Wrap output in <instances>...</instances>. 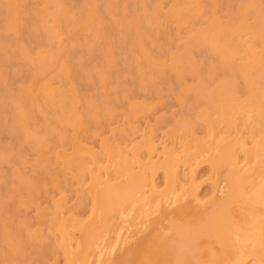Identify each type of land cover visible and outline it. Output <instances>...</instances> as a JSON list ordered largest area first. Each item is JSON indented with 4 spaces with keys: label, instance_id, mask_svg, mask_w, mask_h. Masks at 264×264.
<instances>
[{
    "label": "bare ground",
    "instance_id": "bare-ground-1",
    "mask_svg": "<svg viewBox=\"0 0 264 264\" xmlns=\"http://www.w3.org/2000/svg\"><path fill=\"white\" fill-rule=\"evenodd\" d=\"M11 1H13V0H11ZM33 1H35V0H33ZM44 1L47 4H49L50 7L52 8L53 11L51 12V14L54 16V20L51 21L52 25L48 24V26L50 25L52 27H48V26H46L47 24H45L41 20L42 19L41 18L40 19L41 22L44 23V27L42 26L43 23L41 25L43 27V29H44V31H42V32H40L38 30V29L41 28V26L38 29L36 28L37 29L36 31L35 30L34 31H30V29L27 30V28L32 26L27 20H29V14H30L29 10L31 9L32 5H34L33 4L34 2L31 3V0H14L13 1L14 3L12 2L15 5V8L17 10V12L12 13L13 16H14V14L19 13V16H17L19 18L18 19L16 18L17 21L18 22L22 21L24 23H26L25 21H27L28 25L30 24V26L27 27L26 29H24L27 26V25L25 26V24H24V28L20 29V28H22V26L20 28L17 27L18 24H19L18 23L17 26H15L14 28H10L11 30L14 29V31H13L14 34L10 33L13 36L10 37V39L6 40L3 44L1 43V45H0V46H5L4 48L8 52L7 55H6L7 57L11 56V58H13V59L18 57V59L21 61L19 56H23V58H24V56H28L29 54L31 55L32 52H36L38 50H43V49L48 50L46 48L47 47H52V44H54V46H56L55 44H57L58 47L55 48L53 46L55 49H57V48L59 49V47L63 46V45L60 46L62 44V42H61V44L59 43L60 44L59 45L57 40H54L56 42L53 43L52 40L55 37V33L59 32V34H60L62 31H67L69 26L71 25V23L73 24V22H78L76 20H79V19H76V20L72 19L71 20L70 19L71 16H68L69 13H68L67 10H69L70 7L68 8L67 6H69V0H44ZM70 1L71 2L72 1L73 2L74 1L78 2L79 0H70ZM185 1H187V2H185L186 5L183 3V5H185V7H186L185 9L182 8V10L184 9L183 13H185V10L186 11L187 10L191 11V10L194 9L196 11V14H194V15H197L196 18L199 16V19L197 21L199 23L195 22L197 20L196 18H194V20L195 19L196 20L193 21L192 20L193 17H190L191 14L189 15V12L187 11L188 13L186 12V14H184L182 16L181 20L179 21L180 30H178L179 29L178 28L177 29L178 32L181 31V27H182L185 30V34L184 35L185 36L187 35L188 37H190V36L193 35V29L195 30V26L197 24H201V23L208 24L207 28L205 30H203L202 27L199 28L200 30H203V40H201V41L199 40L198 42H196V44L192 48V54L190 55L191 52L189 53L190 57L186 56L188 53L184 54V55L177 53V55H175V52H172L173 49H174V45L181 38L177 39V37H176L173 40L172 37L170 36L168 30L159 31L161 33L157 32L158 30L155 31V32H154V30H152V32H150L149 28L142 27V25L140 23L141 19H140V17H138L139 24L141 26H137V25L136 26L138 28L139 27H142V28L140 30V34L139 35L137 34V30H136V35H138V39L136 40L137 42L135 41V39H136L135 37L136 36L134 37L135 38L134 40L133 39H131V40H133L132 42L135 41L136 44L139 46V49H141V51L144 53L143 57H140V56L137 55V53L135 51H132V50L128 49L130 47H128L129 45L126 42H127V40H129L131 38L130 36H132V35L127 36L125 39L122 37L123 39L120 40L118 36H120V35L124 36L123 35L124 32H123V34H121V32H120V35L118 34V36H116L118 38H114L113 36L115 35V33L113 35L112 30H111L112 27L110 28V24H109L111 22L108 21L109 20V19H107L108 17L104 16V19L106 18L109 23L105 22L106 19H105V21H99L98 24H100V25L103 24V25L100 26L99 28L95 26L97 28L96 29L97 32L95 31L96 33L95 32L94 33L96 35L99 34V37L101 35L102 38H104L105 40L106 39L110 40L111 37H113L115 39V41H111V43H109V41L107 40L108 41L107 43H109L108 44V48H107V57H108V59L106 58V55H105L106 53L104 51L103 52L105 54H103V53L100 54V55L103 54L102 56H105L104 57L105 59H103V60H105V62H106L105 66L102 65L103 62L100 63L103 66V67H100L101 65L99 66L101 68L100 70L101 71L105 70L104 72H106V71L109 72V70H111L110 72L113 73V74L111 73L113 75L111 82L109 81V84L107 83L108 86L107 87L104 86V83L107 82L106 80H105L106 82L100 80V78L103 77V75H104L103 72H100L99 75H98V72L93 71V69H91V70H89V72L93 71L92 73L94 75H90L89 77L86 75L87 76V78H86V76L84 74L86 73L87 69L85 67L92 68L91 65H94V64L97 65L99 61L97 62V60H95V62H97V63H93L94 59H92V58H94L93 56H95V55H93L94 53L92 54V58H91L90 56H87L88 54H87V52H85V50H84V52L86 53V55L83 52H82L83 54H81V53H79V51H76L75 44L74 45L69 44L68 48H67L68 50L64 48L67 51L65 53L66 54L65 58L64 59L61 58L62 57V55H61L60 58L63 59V60H58L56 62V68L53 67V68H55V72H54L55 76H56V78L59 81V86H58L57 89H55V90H57V92H56L57 93V97L56 98H58V100H59V106H58V112H55L56 116H55V114H47L48 116L46 114L45 115L49 118L50 115L51 116L54 115V117H57V115L59 114L58 115V117H59L58 119H60V121L57 120V122H61V124H63V125L64 124H70L72 126V128L70 127L69 129H71L72 132L70 133L71 135H69V134H67V132L71 131V130H68L66 133L64 132V134L61 135V133H60L61 130H60V131H58L60 133L59 135H58V133L56 134L55 132L53 134H51V135H54V137H55V134H56V136L58 135V137L56 139L53 137L54 140H56V142H57V151L55 152L54 157H53V155L51 157L56 159L55 161L57 162L56 164H58L59 168L57 170L55 169L56 170L55 172L52 171V172H54V176H52V178H51L50 186L52 187L51 189H54L57 192V194L60 195L59 197H61V199L58 202H56L57 199H55V202L53 204L55 206L56 212L58 213V214L57 213H55V214L58 216L59 213H60V217H59V219H58V217H56V219H55V216H54L55 220H53V218H52V221L50 219V221L53 222V223L50 224L52 227H48L49 230L47 229L48 230L47 232L50 231V228H53V231L56 234L54 235V232L53 233L51 231L50 232L54 235L52 237H56V235H57V237H58V239H56V240H58L57 241V246L62 249V251H63L62 255H64L63 257L65 258V262L66 261L68 262L67 264H77V263L83 264L84 261H86V260L88 261V256H91L95 260V264H100V262H99L100 259L99 258H100V256L102 257V255H101L100 248L98 249L99 245L96 243V241L98 239V236H100V235L97 234L96 228H94V226H93V222L94 221L92 222L91 220L83 219V215L86 213V211L88 209L87 206L90 203H91L90 205L92 206V210L91 211L96 212L97 210L101 209V211H103L102 213L105 214L106 212L107 213L109 212L108 211L109 209L111 210L110 212H113V211L115 212L118 206H119V208H121L122 207L121 203L124 200H127L125 205L127 204L126 205L127 206L126 209L128 211V213L126 211V215L125 216L129 215L130 213H133L134 215H133L132 218H134L135 222L133 220H132V222H134L136 224V226L146 225V226L150 227L149 233H147L144 237L139 238L137 236V234H135L133 236V239H132L133 241L131 242V246H132V244L137 243V248H136L135 252H133L134 259L135 258L137 260L142 259V261H143V259L144 260H146V259L148 260L149 258H151L152 255H150V257L148 258L149 251L151 250V249L149 250V248H152V250H155L156 252L160 251L159 252V254H160L159 256L161 257V256L164 255V252L168 248H170V246H174L177 243H179L178 246L181 245V247H183V248H185L187 250L188 249L189 250L190 249L193 250V249L196 248V251L198 253V254L197 253L196 254L198 255V258H197V256H195L192 253V251H189V252L192 253L194 255L193 257H196V259H200L201 262L203 261L202 260V256H203V259L210 260V261H213V262L215 261L214 262L215 264H248V262H250V261H254L252 264H264V118L261 119V117H260V115L264 114V12L263 13L261 12L262 15H259L258 14L259 12L257 13V10H258L257 9L256 10V14H258L259 16H257V15L255 16L254 15V8H255L256 5L253 7V5L255 4L254 3V4H251L249 7H247V9L249 8L248 9V13H247L245 11V7L246 6L243 5L245 3L244 2L242 5H239V8L236 9L237 11L235 12L234 17H232L229 14L230 12L227 13L224 10V8H222V7H224V6H222L223 5V1L222 0H185ZM225 1H227V0H224V2ZM234 1L235 0H233L232 2H234ZM239 1L240 0H238V2ZM0 2L4 3L3 0H1ZM98 2L100 4L101 1H99V0L97 1L96 0L95 1L96 4L93 3L94 6L97 5L95 7V9H97V7H98V4H97ZM113 2L115 3L114 0H113ZM134 2L136 3V1H133L132 4ZM145 2L146 1H144L143 3H145ZM162 2H163V0H162ZM227 2H225V3H227ZM242 2H243V0H242ZM83 3L85 4L86 2H84V0H83ZM102 3H101V5H102ZM150 3H152L151 6L154 7L152 0L150 1ZM154 3H155V1H154ZM163 3H160V5L163 4ZM173 3H174V1H173ZM249 3H251V0L249 1ZM259 3H260V1H259ZM36 4H38V3H36ZM84 4L81 3L80 5H83L82 7L84 8ZM124 4H126V3H124ZM246 4H248V3H246ZM78 5H79V2L77 4V6ZM138 5H136V6H138ZM141 5L142 4H140V6ZM145 5H147V4H145ZM258 5L260 7V4H258ZM36 6H38V5H36ZM70 6H71V4H70ZM115 6H116V4H115ZM121 6H120V4L118 6V7H120V10H119L120 12H121ZM132 6H130V7H132ZM155 6H156V4H155ZM229 6H230V4H229ZM74 7H75V5H74ZM74 7L72 6V8H74ZM91 7H93V6H91ZM107 7H105L106 10H107ZM126 7H127V5L124 6V8H126ZM142 7L144 8V6H142ZM157 7H158V5H157ZM175 7L176 6L174 5V10L176 9ZM177 7H179V6H177ZM231 7L233 8V6H231ZM231 7H230V10H231ZM234 7H236V6H234ZM262 7H264V6H262ZM2 8H4V7H2ZM38 8L40 9V6ZM38 8H37V10H39ZM103 8H104V6H102V9ZM109 8H108V10H109ZM127 8H129V7H127ZM141 8L139 7V9H141ZM145 8H149V7L145 6ZM145 8H144V11L146 10ZM162 8L164 10V6ZM225 8H227V6ZM85 9H87V8L85 7ZM126 9H125V11H126ZM178 9L179 8H177V10ZM180 9L178 11L177 10H175V11L180 13L181 12ZM261 9H263V8H261ZM35 10H36V8H35ZM87 10H86L87 13H85L83 21H81L82 20L81 19V20H79V22L77 24L81 25V26H84V28H87V30L91 31V29H93L94 27L91 28V25H90L91 22L90 21H91L92 15H94V13L92 14V11L90 13H88ZM99 10H101L100 9V5H99ZM113 10H115V9H113ZM134 10H135V8H134ZM149 10H150V8H149ZM234 10H235V8H234ZM259 10H260V8H259ZM32 11H34V10H32ZM81 11L83 12L85 10L81 9ZM123 11H124V9H123ZM136 11L138 12V8L137 7H136ZM42 12H39V13H42ZM69 12H72V11L70 10ZM82 12H81V14H82ZM93 12H95V11L93 10ZM103 12H104V9H103ZM117 12H118V9H117ZM137 12H134L133 14H135ZM143 12L141 13L139 11V13H141L142 16H143ZM163 12H161L162 16H163ZM250 12H252V13H250ZM2 13H3V11H2ZM2 13L0 12V14H2ZM126 13H127V11H126ZM148 13H149V15L151 14L150 12L147 11V13L145 12V15L148 14ZM32 14H34V12ZM71 14L75 15V13L74 14L70 13L69 15H71ZM78 14L80 15V12H78ZM106 14H109V13H106ZM111 14H112V12H111ZM111 14L109 16L112 17L113 14L112 15ZM181 14L182 13H180V15ZM125 15H123V16L126 17ZM130 15H132V13ZM177 15H179V14H177ZM180 15L177 16V18L180 17ZM7 16H9L8 13H7ZM41 16L43 17L44 15H41ZM155 16H159V14L158 15L156 14ZM9 17H11V16H9ZM12 17L10 19H13ZM37 18L38 17H36V20H37ZM119 18H122V16L121 17L119 16ZM133 18H135V17H133ZM225 18L226 19L227 18H231V19L228 20L227 23H226L225 22L226 21ZM31 19H32V17H30V20ZM46 19H47V17H46ZM49 19H51V18H49ZM113 19H115V18H113ZM138 19H137V21H138ZM165 19L166 18H164V20ZM123 20L125 21L126 19L124 18ZM3 21H5V19H3ZM143 21H146V19H144ZM8 22H9V20H8ZM12 22L13 21H11V23ZM33 22H34V18H33ZM35 22H34V24H35ZM148 22L146 21V23H147V25L149 27ZM14 23H16V22H14ZM133 23H135V22H133ZM151 23L154 24L153 22H151ZM161 23H163V21ZM232 23H234V24H232ZM21 24H23V23H21ZM36 24H37V22H36ZM40 24H38V26ZM142 24H143V22H142ZM227 24H228V26H227ZM112 25L113 24H111V26ZM117 25H119L118 26V28H119L120 27V23H117ZM175 25H176L175 27L178 26L177 24H175ZM4 26H6V24ZM9 26H10V24H9ZM97 26H99V25H97ZM170 26H171V24H170ZM121 27L124 28V24H123V26L121 25ZM155 27H157V26H155ZM155 27H154V29H155ZM70 28H71V26H70ZM77 28H79V27L77 26ZM162 28H164V27L162 26ZM196 28H197V26H196ZM0 29H1V27H0ZM79 29H78V32H79ZM119 29H117V30L120 31ZM40 30H42V29H40ZM123 30H125V29H123ZM9 32H12V31H9ZM9 32L6 31L5 33H9ZM65 33H67V32H65ZM65 33H64V35L67 36V34H65ZM70 33H72V32H70ZM73 33H75V32L73 31ZM80 33H81V30H80ZM80 33L77 34V32H76V36L77 35L80 36L81 35ZM82 33H83V30H82ZM89 33H87V34H89ZM94 33H91V34H94ZM117 33H119V32H117ZM126 34H128V33L126 32ZM126 34H125V36H126ZM69 35H71V34H69ZM134 35L135 34H133V36ZM78 36H77V38H79ZM87 36H89V35H87ZM95 36L93 35V37H95ZM133 36H132V38H133ZM245 36H247V38ZM5 37H6V35H5ZM56 37H57V35H56ZM93 37H91V38H93ZM244 37H245L246 40H244ZM89 38L87 37V39H89ZM0 39H2V37H0ZM67 39H68V37H67ZM85 39L86 38H84L82 40V39L79 38L80 42L81 41L84 42ZM117 39H119V40H117ZM76 40H78V39H76ZM188 40H189V38H188ZM99 41H100V38H99V40L97 42H99ZM92 42L90 41V43H92ZM132 42H131V44H132ZM66 43L68 44V42H66ZM95 43H96V41H95ZM67 44H66V46H67ZM82 45L83 44H80L81 47L79 46L81 49L83 47ZM132 45L135 46V44H132ZM181 45H182V43H181ZM87 46H89L88 48L93 47V45L91 46L90 44L87 45ZM96 47H95V49H97ZM131 47L133 48V46H131ZM177 47H178V45H177ZM104 48L105 47H103V49ZM182 48H184V47H182ZM182 48H180V51L182 50ZM49 49L51 50V48H49ZM64 49L62 47L61 48V52ZM86 49H87V47H86ZM50 50H48V51H50ZM74 50L76 52H78L79 54L83 55V56H81V57L79 56L80 58L79 57L76 58V54H75ZM0 51H1V49H0ZM53 51H54V49H53ZM93 51L95 52V50H93ZM175 51H177V50H175ZM180 51H178V52H180ZM38 52H40V51H38ZM38 52H36L37 55H38ZM100 52H101V50H100ZM181 52L183 53L184 50L181 51ZM3 53L6 54V51L5 52L3 51ZM57 53H54V54H57ZM91 53H92V51L90 52V54ZM8 54H10V55L8 56ZM36 54H34V56H36ZM58 54H61V53L59 52ZM63 54H64V52H63ZM100 55L98 54L99 58H101ZM174 55H175V57L173 58ZM34 56L32 55V57H34ZM1 57H3V55ZM88 57H90V58H88ZM23 58H22V62H23ZM34 58L31 59V63H29V64L33 63V61H34L33 59ZM53 59H54V57H53ZM53 59H52V61H53ZM106 59H107V61H106ZM0 60H2V59H0ZM3 61H0V62L5 64V62H3ZM28 61H30V60H28ZM16 62H18V61H16ZM34 62H36V61H34ZM38 62H39V58H38ZM48 62H50L49 59H48ZM2 63H0V66H1ZM9 63L12 64V62H9ZM23 63H22V65L24 66L25 63L24 64ZM153 63H159V64H163V65H165V63H167V64L170 63L169 64L170 66L171 65L173 66V65L177 64L179 66V69H180L179 70L180 74L177 73L179 75L178 76L179 77L178 80H179V82L181 84L180 86L182 87V84L185 83V81L187 79L191 83H194V85L197 84L198 89L200 88V86L203 87V99L200 100V101H204L205 100V103L203 105V108H204L203 110H201L202 107H201V109H199L198 106H197L199 111L195 108L196 107V104H195L196 102H194L195 107H193V105H192L193 103H192L191 104L192 106H190L188 108V111L190 113H192V114L186 115L184 113V111L182 110L184 114H182V115L180 114V116H177L176 120H175L176 117L174 118V116H176L175 113L179 112V111H175V109L172 108V109H174L172 111L173 112L175 111V113L171 114L172 113L171 112L170 115H172V116L174 115V116L171 118L172 120L171 119H168V120L169 121L170 120L171 121L175 120L174 122H172V124L176 123L174 129H175V131H178V133L179 132L180 133L177 136L176 143H174L175 141L172 143L171 140L175 138L174 135L177 132H175L173 130V132H175V134H174L169 129L166 130L164 128L165 129L164 131H167L166 134L168 133L167 136H168L169 139L167 137L166 138H167L169 143H167V144L165 143L166 141L164 139H166V138L163 136L164 133L161 132V133H163V135H162L163 136V141H165L164 142L165 145H163L161 147L162 148L161 153L158 152L160 149L158 150V148L156 146V142L159 140V137H160L158 133H159V131H162L161 129L163 128V126H166V123H169V121L166 120V121H168V122H166L162 118L161 119H156L158 121L155 120L156 121V122H154L155 124L152 122V124H154L153 127L152 126L150 128L148 127L149 130L148 131H143V132H142V126H141L142 124H140L141 128H138V129L141 130V133H140L141 134V141H140V139H138L139 141L137 142L135 140L134 143H136V144L141 143V144H139V146L142 145V147L145 148L144 150L147 153H146V155L142 154V157L145 156L144 158H142L140 156L141 154L139 155V154H137V151H135V147H137L138 145L133 144V141H134L133 138H136L135 137L136 135H134V137H133V134L137 130V127H136V129H135V126H134V128H130L129 124L131 122L128 121L129 124L128 123H124V124H128L127 128L129 127L128 129H133V130L135 129V131H133V130L130 131L128 129L126 130L124 128L122 129V127L119 126V123H118L117 129L113 128V130L115 132L113 133L112 132L113 130L111 131V134L112 133L114 134V136H112V139L110 137H106V136H109L110 134L109 135H105L104 132H103V129L105 128V126H107V127L110 126L111 119L114 120V118H116L117 121H118V114L119 113H121L122 115L125 114V111H124V113H122V111H123L122 103L126 102V103L130 104V101H132V99L134 98V95L137 96L135 92H137V91L141 92L140 85L142 83H143L142 85H144V80L145 79L147 80V84H148V89H149L150 95L154 94L156 96H159L160 92L157 93V91H160L161 88L159 89L158 86H160V84L164 85L166 83H169L168 80H169L170 76L167 78V77H165L167 75H164V74L155 75V74L151 73L152 72L151 68H152ZM7 64H8V62H7ZM8 66H7V68H8ZM23 66H21V67L23 68ZM25 66H27V69H28L27 63L25 64ZM32 66L38 68V66H34V65H32ZM32 66H30V67L32 68ZM54 66H55V64H54ZM94 66H93V68H94ZM155 66H156V64H155ZM14 67H16V66H14ZM30 67L28 69L29 71L28 72L26 71L27 73L31 72ZM174 67H172V68H174ZM177 67H175V68H177ZM1 68H5L4 65H3V67L1 66ZM7 68H5V69H7ZM18 68H20V64H19ZM84 68H85V70L83 71ZM23 69L25 70V67ZM18 70L19 69H17V71ZM36 70L37 69H35V71H33L34 72V73H32L33 76L34 75L36 76V74H37ZM153 70H154V68H153ZM155 70L157 71V69H155ZM14 71H13V73H14ZM21 71L22 70H20V73H21ZM39 71H41L42 74H43V71L45 72V70H43V69H40ZM48 71H49V69L47 70V73H48ZM159 71H161V69H159ZM159 71H157V72H159ZM167 71H166V73H169ZM52 72L53 71L50 72L51 75L54 74ZM161 72L165 73L164 71H161ZM181 72L183 73V75L181 74ZM5 73L6 72H4L3 74H5ZM8 73H11V72L9 71ZM45 73H44V76H45ZM88 73H86V74H88ZM175 73H176V71H175ZM32 74H30V76H32ZM10 76H12V75L8 74L6 79L9 80ZM30 76H29V79H30ZM33 76H32V78H33ZM47 76L48 77L45 76L44 77L45 80L42 81L44 83H45V81L47 82V83H45V85L49 84L48 83L49 75H47ZM55 76L52 77L54 79L53 81H52V78L50 77L51 78L50 80L53 83L57 82V81H55V80H57V79L54 78ZM12 77H17V76L13 75ZM38 77H40V75ZM18 78H20V77H18ZM27 78H28V76H26V79ZM46 78H47L48 81L46 80ZM62 78H65L64 79L65 81L61 80ZM26 79H24V80L22 79L21 80V78H20V80L23 83H24V81H27ZM170 79H171L170 80L171 82H170V86L169 87L172 89L171 86L173 85V82H172L173 78L170 77ZM4 80H5V78H4ZM8 80H6V82H5V84L8 86V90L7 91H9V90L13 91L14 87L19 86L18 84L21 83V82L17 83L16 79H15V82L17 83V85H15V84H13L12 82H10ZM38 80H39V78H38ZM30 81H32V79H30ZM30 81H29V83H31ZM66 81L70 85L71 88H69V89L66 88V87H68V86H66L67 85ZM188 81H187V83H189ZM42 82H39L38 84H35V86L39 85ZM35 83H37V82H35ZM0 85H1V82H0ZM20 85H23V84H20ZM25 85H23V86L25 87ZM123 85H126V86L127 85H129V86L131 85V90L130 91L128 90V92H125L126 90L124 91V89H123V91H117L119 89V87L123 88ZM173 86H174L173 88H175V85H173ZM184 86H185V84H184ZM189 86L191 87V85H189ZM189 86H188V88H189ZM195 86H193V88ZM209 86H212V88L210 89ZM32 87H34V86H32ZM98 87H99V90L97 89ZM138 87L140 88L139 90H137ZM39 88H40V90L39 91L36 90V91L40 92L42 90L41 86H38L37 89H39ZM94 88H95V91L92 93L91 91H93ZM166 88H167V86H166ZM6 89H7V87L5 89H3V90H6ZM53 89H54V87H53ZM126 89H128V88H126ZM146 89H142V92H144L143 90H146ZM185 89L187 90V88H185ZM207 89H209V90L213 89V91H208ZM48 90L49 89L47 88V91ZM147 90H146V92H147ZM164 90L165 89H163V91ZM168 90H165V91H168ZM180 90H182V88ZM26 91H27V89H26ZM47 91H45V92L47 93ZM177 91H179V89L175 90V92H177ZM13 92H17V90L13 91ZM20 92H22V94H20V96H19L18 93H20ZM20 92L18 90L17 95L19 97H21V98H17L16 97L17 98L16 99V98L12 97V98H14L13 100L16 99V102H17V100H19L20 102H24L25 103V104L23 103L24 106L26 105V103L27 104L29 103V104H31V106L34 105V107L36 105H38V104H41L40 103L41 101L36 104V102H38L37 100L40 99V98H38L40 96L36 95L37 94L36 92H35L36 94L32 95L31 97H30V94H32V93H30L29 91H27L28 94L30 93L28 95L29 97L26 96L27 94L25 92H24V94H23V91H20ZM42 92H43V90L41 91V93ZM50 92H52V91L49 90V93ZM88 92H91V96L89 94H87ZM171 92H173V94H172V97H173L174 96V91H171ZM171 92L168 93V94H171ZM0 93H1V91H0ZM9 93H10V91H9ZM41 93L39 95H43V96L45 95L46 96V94H43L44 92L42 94ZM164 93L167 94V92H164ZM182 93H184V92H182ZM2 94L0 96V102H3V103H5V105H7L9 103L7 101V99L9 98L8 93L4 92L5 95L3 94V96H2ZM168 94L166 95L167 98H168ZM186 94H187V92H186ZM186 94H184V95H186ZM189 94H191V92ZM108 95H111V96L114 95L116 97L115 101H110L109 102V100H111L110 99L111 96H108ZM175 95H176V93H175ZM181 95H183V94L180 93V96ZM145 96H146V94H145ZM178 96H179V94H178ZM178 96H176V97H178ZM47 97L48 96H46V98ZM181 97H183V96H181ZM191 97L193 98L192 94H191ZM90 98H92L93 100L90 99ZM158 98L160 99V96ZM189 98L190 97H188V99ZM141 99H146V98H144V97L142 98L141 97ZM151 99H152V96H151ZM151 99L149 98L150 103H152ZM170 99H173V98H170ZM179 99L181 100V104H182L184 99L182 98L183 101H182L181 98H179ZM42 100H43V98H42ZM49 100H52V99L50 98ZM88 100L89 101L92 100L94 102L92 103V101H91V102L88 103ZM134 100H135V98H134ZM154 100L155 99H153V101ZM156 100H158V99H156ZM173 100H171V101H173ZM175 100H177V99H175ZM44 101L45 102L47 101V103H48V100H44ZM167 101H169V100H167ZM134 102L136 103V101H134ZM140 102H137V103H140ZM144 102L145 101L143 100V103ZM179 102L176 101V103H179ZM3 103H2V105H3ZM14 103H15V101H14ZM18 103H16V105ZM52 103H53V101H52ZM52 103L50 102V104L53 106L54 103L53 104ZM157 103H159V102H157ZM168 103L171 104V102H168ZM23 104H21V105H23ZM56 104H58V102ZM56 104H55V107H56ZM132 104L133 103L131 102V106H132ZM154 104L153 105L150 104V105L153 107ZM170 104H168L169 105L168 107H170ZM184 104H182V106ZM187 104H189V103L187 102ZM198 104H199V102L197 103V105ZM5 105H4V107H6ZM9 105L11 106V104H9ZM13 105H15V104H13ZM19 105H20V103H19ZM135 105H137L136 108H138L139 105L138 104H135ZM52 106H49V109H51L50 107H52ZM204 106H206V107H204ZM25 107H23V109L25 108V111H26V109H28L27 105ZM38 107H40V106L38 105ZM152 107L150 108L151 111L148 110L149 113H151V112L153 113ZM177 107H178V105H177ZM187 107H185V108H187ZM1 108L2 107L0 106V110H1ZM132 108H130V110H132ZM156 108H157V106H156ZM156 108L154 110H156ZM165 108H167V106ZM6 109H5V111L8 112V109L7 110ZM251 109H254V111L257 110L258 112H260L262 114H260L259 116L257 115L256 118H254V121L251 120L252 123L248 125V124L244 123L245 122L244 120H245L246 116L248 117V113L250 112ZM30 110H31V108H30ZM38 110H40V108H38ZM124 110H126V107H125ZM133 110H136V109L133 108ZM10 111L13 112L14 111V107H13V110H12V107H11ZM16 111H17V108H16ZM33 111L37 112L36 107H35V110H33ZM188 111H187V113H188ZM257 111H256V114H258ZM1 112H0V114H1ZM7 112H5V113L8 114ZM11 112H9V114ZM19 112H17V114ZM29 112L33 116L31 111H29ZM158 112L159 111L156 110L155 113L158 114ZM168 112H170V111H168ZM13 113H12V115H13ZM51 113H53V112H51ZM133 113L134 112H132V114ZM144 113H147V110ZM165 113H166V111H165ZM19 114L21 116V113H19ZM34 114H38V113H34ZM121 114H119V116H121ZM129 114H131V111H130ZM135 114H136V111H135ZM42 115H44V113H42ZM68 115H70V116H68ZM145 115H147V114H145ZM150 115H147V116H150ZM193 115H195L194 118L197 117L199 119L198 122H202L203 123V126H201V128H197L196 129V127H199V125L197 124L198 125L197 126L194 123L192 124V121H193L192 118L193 117L191 118V120H192L191 121L189 116H193ZM251 115H249V116H251ZM127 116H128V114H127ZM131 116H133V115H131ZM161 116H162V114H161ZM123 117H125V116H123ZM123 117H121L122 119L119 117V121H121V123H122V121H124ZM138 117H139V115H138ZM142 117H144V119H145L144 115ZM152 117H153V115H152ZM164 117H166V116L164 115ZM5 118L7 120L8 117H5ZM14 118L16 120V117H14ZM36 118H37V115H36ZM48 118H47L46 122L49 121ZM133 118L135 119V115H134ZM167 118H169V117H167ZM11 119H13V118H11ZM26 119H27V116H26V118L24 117L23 120L26 121ZM109 120H110V122H108ZM150 120H152V118ZM238 120L240 122H242V123L237 122ZM55 121H56V118H55ZM125 121H127V120H125ZM131 121H132V118H131ZM195 121H196V119H195ZM42 122H43V120H42ZM133 122H135V120ZM138 122H139V120H138ZM143 122L146 123V119ZM15 123L16 122L14 121V124ZM139 123H141V121ZM202 123H200V124H202ZM18 124H20V123H18ZM50 124H51V121H50ZM147 124H149V123H147ZM35 125H36V123H35ZM52 125H53V123H52ZM56 125H59V124H56ZM115 125L113 127H115ZM130 125L133 126L135 124L131 123ZM170 125L171 124H169L167 126H170ZM43 126L44 125H42V127ZM145 126H147V125L145 124ZM171 126L174 127V124L171 125ZM15 127L17 129L18 126L16 125ZM28 127H30V125ZM35 127H37V125ZM60 127H61V125H60ZM60 127L58 129H60ZM53 128H54V126H53ZM110 128L112 129V125H111ZM202 128H203V131L201 130ZM16 129H14V130H16ZM24 129H26V128H24ZM110 130L108 129V131H110ZM0 131H2V130L0 129ZM21 131H22V129H21ZM47 131H50V130H47ZM52 131H53V129H52ZM52 131H50V132L52 133ZM127 131H129V132L127 133ZM137 132H136V134H137ZM217 132H222L221 134H223V135H218ZM4 133H6V131ZM9 134H11V133H9ZM31 135H33V133H31ZM35 135H37V134L35 133ZM35 135H33V136H35ZM11 137H14V138H11V139H14V140H17V141L19 140V142H20L19 145H21L22 141H20V140L23 139V138H21V136L19 134L16 133L13 136L11 135ZM25 137H27V136H25ZM256 137L258 138L259 141H261L260 142L261 145L259 146V148L253 149V148L249 147L250 149H247L246 151L243 152L241 149L246 147L248 139L250 140V139L256 138ZM0 138H2V136ZM3 138H4V136H3ZM3 138H2V141H4ZM35 138H37V136ZM138 138H140V136ZM161 138L159 140L160 143L162 142ZM27 139H28V137H27ZM27 139H26V141H27ZM31 140H28V141H31ZM34 140H36V139H34ZM41 140H43V139H40V141ZM92 140H97V143L99 142V146H97V144L94 146L95 143H93L94 141H92ZM252 140H254V139H252ZM6 141H7V138H6ZM17 141H14V143L17 142ZM44 141H46V140H43L41 142L43 143ZM49 141H51V140H49ZM91 141L93 143L92 145H91ZM46 142L44 144L41 143L40 146L43 145L44 148H45L46 147L45 145L48 144ZM158 142H157V144H159ZM52 143H53V141H52ZM17 144H18V142H17ZM28 144L27 145L24 144V145L28 146ZM38 144H40V142H38ZM248 144H249V142H248ZM6 145H7V143H6ZM8 145L10 146V144H8ZM12 145H14V144L12 143ZM48 145H50V144H48ZM31 146L32 145H29L28 147H30V149H34L35 148V146H33V148H31ZM96 146L98 147L99 150L94 148ZM252 146H253V144H252ZM37 147H39V146H36V149H37ZM48 147L50 148V146H48ZM17 148H18V145H17ZM25 148L26 147H24V149ZM40 149H41V147H40ZM47 149L48 148L46 147V150ZM137 149H140V148H137ZM0 150H2V149L0 148ZM21 150L24 151L23 147H19L17 153H20ZM2 151H4V150H2ZM25 151L28 152L30 150H28V149L26 150L25 149ZM36 151L37 150H35V152ZM41 151L43 153L44 150H40V152ZM131 151L135 152L137 155H133L131 153L132 157L129 158L130 156L128 155V153L131 152ZM5 152H7V151L5 150ZM46 152H44V153H46ZM157 152L159 153V156L157 158H159V160H160V156L163 158V160H160V162H156V161L154 162L153 161V157L155 158V156H157V154L156 155H154V154L157 153ZM1 153L3 154V152H1ZM241 153L243 154V158H240V154ZM37 154H39V153H37ZM46 154H48V152ZM6 155H7V153H6ZM21 155H20V157H21ZM50 155H51V153H50ZM12 156H13V154H12ZM28 156H29L28 158H30V155H28ZM17 157H19V156L17 155ZM23 157H25V156H23ZM40 157H41V155H40ZM45 157H46V155L45 156L43 155V158H45ZM51 157H49L50 158L49 160H51ZM241 157H242V155H241ZM201 158H203V160ZM10 159H9V161H10ZM199 159H201L203 162L204 161L208 162L211 165V169L212 170H218L219 171L222 168L226 169V167H231L230 168L231 171L233 170L235 172V174L233 173L234 175L227 176L228 179L225 180L227 185H225L224 187L221 185V183H214V181H213L212 183L214 184L215 191L217 193H219V191H220V193H219L220 196L219 197H215V196H217V194H215L214 196L209 198L206 202H203V207L199 208V211L195 212V215H194L193 213L190 212V210L192 211V209L190 208V205L187 204V203H183V201H182L183 200L182 198L186 196L187 191H188V190H186V191L184 190L185 189L184 186L186 184L183 183L185 181L187 182L186 178L188 176H186V175H187L188 171H187V173L184 174L185 171L181 170V168L182 169H183V167L191 168L192 167L191 164L194 165V163H197V161ZM7 160H8V158L6 159V161ZM13 160H15V159L13 158ZM25 160H26V157H25ZM49 160H48V162H49ZM17 161H18V159H17ZM2 162H4V160ZM10 162H7V164L11 165ZM21 162H24V161H21ZM13 163H14V161H13ZM13 163H12V165H15V163L14 164ZM17 163L18 162H16V164ZM51 163H53V161H51ZM250 163L255 164V167H252V164H250ZM18 164H20V163H18ZM21 164L24 165V163H21ZM27 164H29V162ZM30 164L28 166L31 167ZM56 164L54 162L53 167L56 166ZM247 164H250L251 167L250 168L247 167L248 169H245V166ZM40 165H42V164H40ZM259 166H261V167H259ZM24 167L26 168V166H24ZM148 167H152V168H155V169L157 167H161L164 170L165 177H166V180H167V182L165 183V186H167L166 184L168 183V186H170V187L169 188L166 187V190H163V191L161 190V188H159L161 191H158L159 189L156 190L155 189V185H153L154 183L151 182L148 185L150 187L149 188L150 192H149L148 195H146V193H144L145 191H142L141 188H139L137 184L142 183V186L147 185V184H144V183H146L150 179L148 177L149 173L145 171V170L148 169ZM194 167H196V166L194 165ZM194 167H193V169H194ZM5 168H4L5 170L8 169V167H5ZM38 168H41V166L37 167V169L34 168V170H36V171H34L35 176L39 175L38 177L40 179H42L40 174H42L43 172L39 173V171H42V170L38 169ZM17 169L19 170V168H17ZM142 169H144V171H142ZM3 170L2 169L0 170V171L3 172V173L1 172V174H0V177L3 180V182L0 181V184H1L0 185V190H1L2 193H3L2 190L6 188L7 182L10 179H12V178H10V173H7L6 171L4 172ZM148 170H150V169H148ZM24 171H25V169H24ZM29 171L30 170H28V172ZM44 171L45 172L46 171H50V169L44 170ZM154 171H155V173L157 172V170H154ZM182 171H184V172H182ZM224 171L226 172V170H224ZM16 172H18V171H16ZM28 172H26V173H28ZM26 173H24V174H26ZM30 173L31 174H29V177H31V178L28 177V174L23 177V175H24L23 174V175H21L22 179L20 178V175L18 174L19 175L18 179L20 178V181L21 180L22 181L20 182L18 180L17 182H20L22 184L17 183L14 180H13V182L16 183L17 186L19 184V185H21V187L23 186V188H26V190H28L27 192H24L25 194L23 193L22 196L18 195L19 197H17V195H16L15 197L18 199L19 203L23 204V206H24V204H25V206H27L26 203H29L28 206H30V209H31L30 203L32 202V204H33V202H34L33 193L36 192V186L38 188V185H35L37 182H35L34 179H33L34 178V175L32 174L33 171L30 172ZM139 173H141L142 175L139 174ZM219 173H220V171H219ZM45 174H47V172ZM49 174L51 175V173L48 172V178H49ZM118 174L120 175V177L123 176L124 180H122L121 183H119L120 180L118 182L117 181L118 179L115 178V176L117 177ZM153 174H154V172H153ZM215 174L216 173H214V175ZM222 174H220V175H222ZM226 174H229V173H226ZM18 175H16V176H18ZM30 175H32V176H30ZM189 175H191V182H190V180H189V182L192 185H194L195 184V180L193 178V170H191V169L189 170ZM225 176H223V177H225ZM154 177H157V175L154 176ZM44 178L47 179L46 176H44ZM70 178L72 179V182L69 181ZM48 180H50V179H48ZM198 180L200 181L199 177H198ZM117 183H119V184H117ZM160 183H162V181ZM190 183H188V185ZM37 184H39V183H37ZM157 184H158V182H157ZM73 185L77 186V187H74V188H76L75 191H76V194L77 193L78 194L76 195V202H75L74 206L72 205L73 207L71 208L70 207L71 205L67 206V202H68L67 200H70L73 197H71V195L68 196L67 193L72 190ZM39 188L43 189L42 185ZM82 189H84L85 191L84 190L82 191ZM223 189H227L226 190L227 192L223 196H221L223 194V192H222ZM46 190L47 189H45V191ZM47 192L49 193V191H47ZM47 192H45V193H47ZM36 193H37V195L39 194L38 191ZM16 194H18V192H16ZM0 195H1V193H0ZM41 195H43V194H41ZM239 195L240 196L241 195L242 196L246 195V197H248V199H247L244 196V198L246 200H248L249 203H246V202L242 201V202H244L243 204H245V203H246L245 205L248 204V207L246 209H240V207H237V209H239V210H233V209L229 210V209H227L226 208V204L228 203V201H230L229 199L232 200V198L239 197ZM55 196H56V194H55ZM2 197H4V196L2 195ZM68 197L69 198L71 197V198L70 199H66ZM189 197H191V196H189ZM36 198L37 197H35V199ZM197 198H198L197 195L193 194V201L196 202ZM4 199H6V198H4ZM200 199L202 200V197ZM43 200H45V199H43ZM43 200L41 201V204L43 203ZM233 201H231V202H233ZM39 203L40 202H38V204ZM6 204H5V206H6ZM34 204H36V202H34ZM48 204H49V201H48ZM174 204H176L177 206L174 209H172L171 207ZM200 204L198 206H200ZM233 204L235 206H238V205H236L235 202ZM15 205H14V202H13V205H12L13 209L18 210V209H16V207H14ZM44 205L47 206V204H44ZM28 206L26 207V209L27 208L29 209ZM233 206H232V208H233ZM9 207H10V205H8V210H9ZM20 207L21 206H19V210L21 209ZM10 209H11V207H10ZM43 209H45V207ZM4 210H5V207H4ZM8 210H7V213L10 214L11 212L10 211L8 212ZM40 210H41V208L39 209V211ZM194 210H196V208ZM46 211L48 212V211H51V210L49 209V210H46ZM101 211H99V212H101ZM117 211H118L119 216H120L121 213H123V209H120V210H117ZM117 211H116V213H117ZM27 213H28V211H27ZM44 214H46V213L45 212L42 213V215H44ZM51 214L53 215L54 213H51ZM109 214H111V213H109ZM192 214H193V216H192ZM23 215H24V213H23ZM48 215L50 216L49 212H48ZM48 215H47V217H48ZM106 215L108 217V214H106ZM106 215H105V217H106ZM16 216H18L17 213H16ZM90 216H91V214H90ZM12 217H11L10 220H12ZM29 217H31V216H29ZM51 217H53V216H51ZM3 219H4V217H3ZM30 219H29V221L31 222L32 220H30ZM103 219H104V216H103ZM121 219H122V217H121ZM20 220H21V216L19 217V221ZM27 220H28V217L27 218L25 217V220H22V221L18 222L17 224L16 223L14 224L13 222H11V223L14 224L13 228H11L12 230L8 226H6V228L8 227L7 229H10V230H7L6 228H4V229L0 228L1 229L0 230L1 231L0 232V261H4L5 262L6 260H9V258L8 259H6V258H7V255L10 252H12V250H13V241L20 240L19 242H21V240H22V242L24 243V239H23L24 238V232L28 231L27 230L28 226H30L29 228H31V225L33 226V224L29 225L30 223ZM137 220L139 222H136ZM14 221L16 222V220H14ZM118 221H119V219H118ZM123 221L125 222V220H123ZM100 222H101V220H100ZM11 223H10V225H11ZM27 223H29V224L27 225ZM31 223H33V222H31ZM126 223H128V222L126 221ZM106 224L107 223H105L104 225L106 226ZM37 225H36V228H37ZM39 225H40V223H39ZM101 225H102V223H101ZM109 225L111 226L110 223H109ZM121 225H123V224H121ZM41 226H42V224H41ZM40 227H39V229H40ZM44 227L46 228V222H45V226ZM44 227L41 228V229L43 230ZM107 227H108V225H107ZM119 227L120 226H118L119 230H117L116 228L115 229L113 228L114 230H112L113 233L116 234V238L114 237L115 239L119 238V235H120L119 233H120V230H121V228H119ZM14 230L17 233L16 232H13V233L14 234L16 233L18 235L17 237H15V236L13 237V233L11 231H14ZM42 230H41V232H42ZM129 231L131 232V229ZM132 231H134V230H132ZM37 232H38L37 229H36V232H33V233L31 232L32 233L31 234L32 239L34 238L33 234L37 235ZM42 233H44V230H43ZM137 233H142V232L139 231ZM144 233H146V232H144ZM38 234L41 235L40 231H39ZM103 235H105V234H103ZM46 236L47 235L45 234V237ZM128 236L126 235V238H128ZM131 236H132V234H131ZM41 237H44V236L41 235L40 238ZM26 238H27V236H26ZM44 238H42V239H44ZM46 238L47 239H44V240H48L49 239V235ZM105 239H107V238H105ZM30 240H31V238H30ZM27 241L28 240L26 239V242H25L26 244H27ZM49 241H50V239L47 242H49ZM103 241H104V239H103ZM33 242H34V245H36L35 241H33ZM41 242H39V244L44 245V242H42V243ZM116 242H117V240H116ZM50 243L51 242H49L48 244H50ZM104 243H105V241H104ZM118 243H119V241H118ZM19 244H21V243H19ZM8 245H10L9 248L11 250H6L8 248L7 247ZM46 245H47V243L45 244V246ZM1 246H3V249H2ZM11 246H12V248H11ZM33 246L31 244V246H30L31 249L34 248ZM128 246H130V245H128ZM156 246H157V248H156ZM15 247H17V245ZM21 247L26 249V247H23V246H21ZM49 247H50V245H49ZM19 248L16 249V250L14 249V251H16V253L14 252L12 254L25 256L26 255V251H25V253L23 255L22 252H24V251H21V249H19ZM37 248H41V246L40 247L38 246ZM42 248H43V246H42ZM47 248H48V245H47ZM47 248H45V250ZM178 248H180V247H177V251L179 250ZM24 249H22V250H24ZM101 249H103V247ZM45 250H43V251H45ZM19 251H21L20 253L22 255L20 253L17 254ZM155 251H150V252L151 253L152 252L155 253ZM168 251H169V249H168ZM173 251H174V249H173ZM202 251H203V253H202ZM56 252H57V250H56ZM166 252H165V254H166ZM193 252H195V251H193ZM32 253H34V252H32ZM36 253H35L34 256L37 255ZM40 253H41V251H40ZM44 253H42L44 256L41 254L42 257L46 256L47 251H46L45 254ZM161 253L163 255H161ZM190 253H189V255H191ZM222 253H223V255H222ZM29 254H31V253H29ZM48 254H47V256H48ZM58 254H60V253H58ZM157 254L158 253H156V255ZM177 254H180V252L177 253ZM177 254L175 253V255H177ZM167 255H168V252H167L166 256ZM181 255L183 256L185 254H181ZM200 255H202V256H200ZM10 256H12V255H10ZM39 256L40 255L38 254V257ZM118 256H120V255H118ZM122 256H124V255H122ZM173 256H174V254H173ZM199 256H200V258H199ZM49 257H51V256H48V258ZM58 257H59V255H58ZM163 257H165V255ZM163 257H161L159 259H163ZM179 257H181V256L179 255ZM191 257H192V255H191ZM115 258H116V256H115ZM115 258H111V259L114 260ZM120 258H121V256H120ZM156 258L157 257H155L154 260H156ZM16 259H19V258L17 257ZM39 259L38 260L36 259V260L39 261ZM49 259H51V258H49ZM53 259H55V257ZM58 259H55V260L51 261V262H55V263H52V264H56V262L60 261ZM189 259H190V257H189ZM29 260L30 259H28V263L34 264L32 262H29ZM154 260H150V261H153L152 263L150 262V264H154V263L158 264V262L160 264L162 262V261L160 262V260H158V259L156 260L158 262H155ZM168 260H170V258H168ZM193 260L196 261L195 259H193ZM164 261L165 260H163V262ZM15 262L18 263V261H15ZM19 262H20V259H19ZM145 262H147V261H145ZM216 262H218V263H216ZM0 263L2 264V262H0ZM60 263H61V261H60ZM60 263H58V264H60ZM123 263L124 262L122 261V264ZM136 263H137V261H136ZM140 263L143 264L141 261H140ZM168 263H172L171 260L169 262H167V264ZM179 263H181V262H179ZM196 263H199V262H196ZM7 264H10V262L7 263ZM24 264H26V263H24ZM38 264H39V262H38ZM49 264H51V263H49ZM146 264H148V263H146ZM183 264H185V263L183 262ZM202 264H204V263H202Z\"/></svg>",
    "mask_w": 264,
    "mask_h": 264
},
{
    "label": "rangeland",
    "instance_id": "rangeland-1",
    "mask_svg": "<svg viewBox=\"0 0 264 264\" xmlns=\"http://www.w3.org/2000/svg\"><path fill=\"white\" fill-rule=\"evenodd\" d=\"M1 1V0H0ZM11 0H3V2L4 3H1L0 2V12L2 13V11H3V13L2 14H0V27H1V29H0V37H2V39H0V45H1V43L3 44L6 40H8V39H10V37H12L13 35L12 34H14V29L13 30H11L10 28H14L15 26H17V24H18V26L17 27H21L22 26V28H20V29H23L24 28V24H25V28L24 29H26L27 27H29L30 26V24L33 26H30L29 28H27V30L28 29H30V31H36L41 25H42V23L44 22L45 24H47L46 26H48V24H50V25H52V22L51 21H53L54 20V16L51 14V12L53 11L52 10V8L50 7V5L49 4H47L44 0H35V1H33V0H31V3H33L34 5H32V7H31V11L29 10V20H30V17H32V19L29 21V20H27L30 24L28 25V23H27V21H25L26 23H24V22H22V21H17V19L19 18V17H17V16H19V13H17V14H14V16H13V14L12 13H15V12H17V10H16V8H15V5L13 4L14 2V0L13 1H11ZM33 1V2H32ZM38 1V2H37ZM81 1V2H80ZM95 1L96 0H84V2H86L85 4L83 3V0H79L78 2H79V7L82 9V10H85V11H81V9L77 6V4H78V2H76V1H70L69 0V6H67L68 8H69V10H67L68 11V13L70 14V13H75V15H69L68 14V16H71V20L72 19H74V20H76V19H79V20H81V21H83V19H84V16H85V13H87L86 12V10L88 11V13H90L91 11H92V14L94 13V15H92V17H91V28L92 27H94L93 29H91V31L90 30H87V28H84V26H81V25H78L77 23L79 22V20H76V21H78V22H73V24L71 23V28H70V26H69V28H68V30L67 31H62L60 34H59V32L58 33H55V37H54V39L52 40L53 41V43H55L56 41H54V40H57V42H58V44L60 43L61 44V42H62V44L60 45V46H62L63 47V49L65 48V49H67L68 48V45L69 44H72V45H74L75 44V48H76V51H79V53H81V54H85L86 55V53L85 52H87V56H90L91 58H92V54L93 55H95V56H93L94 58H92V59H94L93 60V63H97L98 61V66L97 65H91V67L92 68H90V67H85L87 70H86V73H88L89 72V70H91V69H93V71H96V72H98V75H99V73L100 72H103L104 73V75H103V77H101L100 78V80L101 81H104V82H106V83H104V86H108L107 85V83L109 84V81L111 82V80H112V77H113V73L112 72H110L111 70H109V72L108 71H106V72H104V71H101L100 69V67H103V66H105L106 64V62H105V60H103V59H105L104 57L105 56H102L103 54H105L106 55V58L108 59V57H107V48H108V44L109 43H111V41H115V39L114 38H118L119 37V39L120 40H122L123 38L125 39L127 36H130V35H132L133 36V34H135L134 36H133V38H132V36H130L131 38L129 39V40H127V44L129 45L128 47H130V48H128L129 50H132V51H135L136 53H137V55L138 56H140V57H143V55H144V53L141 51V49H139V46L136 44V40L138 39V35L140 34V30H141V28L142 27H145V28H149L150 29V32H152V30H154V32L155 31H157V32H159V31H164V30H168L169 31V34H170V36L172 37V39L174 40V38H176L177 37V39H179V38H181L180 40H178L177 42H176V44L174 45V49H173V51L172 52H175V55H177V53L178 54H187L186 56H188V57H190L189 56V53H190V55L192 54V48H193V46L196 44V42H198L199 40L201 41V40H203V30H205L206 28H207V25L208 24H203V23H201V24H197L196 26H197V28H196V26H195V30L193 29V35L192 36H190V37H188L187 35L185 36L184 34H185V30L181 27V31H179L178 32V30H180V25H179V21L181 20V18H182V16L184 15V14H186V12L188 11L189 12V15H190V17H193L192 18V20L193 21H195L196 19V21L195 22H197L198 21V19H199V16L196 18V16L197 15H194V14H196V11L193 9V10H185V13H183L184 12V9L186 8L185 7V2H187V1H183V0H163V2L165 3H163L162 2V0H152L153 1V5H154V7L153 6H151V4L152 3H150V1L151 0H114L115 1V3L113 2V0H99V1H101L100 2V4H99V2L97 3L98 4V7H97V9H95V7L97 6H94V4H96L95 3ZM98 1V0H97ZM106 1V2H105ZM110 1V2H109ZM122 1V2H121ZM133 1H136V3L134 2L133 4H132V2ZM144 1H146L145 3H143ZM154 1H155V3H154ZM166 1V2H165ZM168 1V2H167ZM173 1H174V3H173ZM180 1V2H179ZM223 1V5L222 6H224V7H222V8H224V10L227 12V13H229L232 17H234V15H235V12L237 11L236 9H238L239 8V5H242L244 2V6H246L245 7V11L248 13V9H247V7H249L251 4H254L253 5V7L255 6V8H254V15L256 16H259V15H262V13L264 12L263 10H264V7H262V6H264V0H259L260 1V3H259V1L258 0H251V3H249V1L250 0H243V2H242V0H240L239 2H238V0L236 1H234V2H232L233 0H227V1H225V2H227V3H225L224 2V0H222ZM221 1V2H222ZM253 1V2H252ZM257 1V2H256ZM263 1V2H262ZM13 2V3H12ZM44 5H42L41 3ZM103 2V3H102ZM117 2V3H116ZM126 3V4H124V3ZM179 2V3H178ZM182 2V3H181ZM231 2V3H230ZM36 3H38V4H36ZM84 4V8L82 7L83 5H80V4ZM94 3V4H93ZM101 3H102V5H101ZM106 3V4H105ZM111 3V4H110ZM120 4V6H121V12L119 11L120 10V7H118L119 6V4ZM139 5H138V4ZM160 3H163V4H161L160 5ZM177 3V4H176ZM183 3L185 4V5H183ZM241 3V4H240ZM246 3H248V4H246ZM260 4V7H259V5L258 4ZM13 4V5H12ZM70 4H71V6H70ZM73 4V5H72ZM89 6H88V5ZM115 4H116V6H115ZM140 4H142L141 6H140ZM145 4H147V5H145ZM150 6H149V5ZM155 4H156V6H155ZM227 4V5H226ZM229 4H230V6H229ZM235 4V5H234ZM2 5V6H1ZM4 5V6H3ZM11 5V6H10ZM36 5H38V6H36ZM42 5V6H41ZM74 5H75V7H74ZM99 5H100V9L101 10H99ZM109 5V6H108ZM125 5H127V7H129V8H124V6ZM133 5V6H132ZM136 5H138V6H136ZM157 5H158V7H157ZM168 5V6H167ZM174 5L176 6L175 8V10H177V8H181L180 9V13H182L181 15H180V13L179 12H177V11H175L174 10ZM227 6V8H225L226 6ZM6 6V7H5ZM40 6V9L38 8ZM72 6L74 7V8H72ZM77 6V7H76ZM88 6V7H87ZM91 6H93V7H91ZM102 6H104V12H103V9H102ZM108 6V7H107ZM130 6H132V7H130ZM135 6V7H134ZM142 6H144V8H145V6H147V7H149L150 8V10H149V8H145L146 10L144 11V8L142 7ZM161 6V7H160ZM164 6V10H163V7ZM177 6H179V7H177ZM231 6H233V8L231 7ZM234 6H236V7H234ZM258 6V7H257ZM2 7H4V8H2ZM42 7V8H41ZM44 7V8H43ZM85 7L87 8V9H85ZM105 7H107V10H106V8ZM110 7V8H109ZM115 7V8H114ZM136 7L138 8V12L136 11ZM139 7L141 8V9H139ZM167 7V8H166ZM171 9H170V8ZM230 7H231V10H230ZM241 7V6H240ZM7 8V9H6ZM35 8H36V10H35ZM37 8L39 9V10H37ZM67 8V9H68ZM108 8H109V10H108ZM112 8V9H111ZM118 9V12H117V9ZM132 8V9H131ZM134 8H135V10H134ZM158 8V9H157ZM182 8H184L183 10H182ZM229 8V9H228ZM234 8H235V10H234ZM259 8H260V10H259ZM261 8H263V9H261ZM3 9V10H2ZM9 9V10H8ZM43 9V10H42ZM77 9V10H76ZM90 9V10H89ZM92 9V10H91ZM113 9H115V10H113ZM123 9H124V11H125V9H126V11H127V13H126V11L124 12L123 11ZM173 9V10H172ZM227 9V10H226ZM234 11H233V10ZM247 9V10H246ZM258 9V10H257ZM12 10V11H11ZM32 10H34V11H32ZM72 11V12H69V11ZM93 10L96 12H93ZM129 10V11H128ZM134 10V11H133ZM144 12H143V11ZM229 10V11H228ZM256 10H257V13L259 14H256ZM11 11V12H10ZM38 11V12H37ZM43 11V12H42ZM45 11V12H44ZM77 11V12H76ZM98 11V12H97ZM101 11V12H100ZM108 11V12H107ZM117 13H115V12ZM139 11L142 13L143 12V16H142V14L141 13H139ZM147 11L148 12H150L151 14L149 15V13L148 14H146L145 15V12L147 13ZM155 11V12H154ZM164 11V12H163ZM166 11V12H165ZM10 12V13H9ZM34 12V14H32ZM39 12H42V13H39ZM78 12H80V15L78 14ZM81 12H82V14H81ZM109 13V14H106V13ZM111 12H112V14H111ZM134 12H137V13H135V14H133ZM154 12V13H153ZM161 12H163V16H162V13ZM187 12V13H188ZM195 12V13H194ZM262 12V13H261ZM7 13H8V15L9 16H13L12 18L15 20H13V19H10L11 17H9V16H7ZM126 15H125V14ZM132 13V15H130ZM154 15H153V14ZM250 13H252V12H250ZM249 13V14H250ZM97 14V15H96ZM100 16H99V15ZM105 14V15H104ZM112 15V17L111 16H109V15ZM122 14V15H121ZM158 15L159 14V16H155V15ZM165 14V15H164ZM177 14H179L180 15V17H178L177 18V16H179V15H177ZM6 15V16H5ZM41 15H44L43 17L45 18H43ZM123 15H125L126 17H124ZM139 15V16H138ZM145 15V16H144ZM177 15V16H176ZM75 16V17H74ZM78 16V17H77ZM80 16V17H79ZM104 16L105 17H108L107 19H109L108 21L109 22H111V23H109L108 21H107V19H106V21H105V19H104ZM116 16V17H115ZM119 16L121 17L122 16V18H119ZM150 16V17H149ZM163 18H162V17ZM169 16V17H168ZM36 17H38L37 18V20L39 21H37L36 20ZM46 17H47V19H46ZM111 17V18H110ZM118 17V18H117ZM133 17H135V18H133ZM138 17H140V19H141V21L143 22V24H142V22L140 21V23H141V25H142V27H137V26H141L140 24H139V19H138ZM146 17V18H145ZM171 17V18H170ZM5 19V21H3V19ZM17 18V19H16ZM33 18H34V22L36 21L37 22V24H36V22H35V24H34V22H33ZM42 18V19H41ZM49 18H51V19H49ZM103 20H102V19ZM113 18H115V19H113ZM126 19L125 21L123 20V19ZM159 18V19H158ZM161 18V19H160ZM164 18H166L165 20H164ZM174 18V19H173ZM194 18H196L195 20H194ZM43 21V22H41V20ZM45 21H44V20ZM119 21H117V20ZM137 19H138V21H137ZM144 19H146V21L148 22V24H149V27H148V25H147V23H146V21H143ZM163 19V20H162ZM231 18H225V22L227 23V21L228 20H230ZM2 20V21H1ZM8 20H9V22H8ZM123 20V21H122ZM128 20V21H127ZM11 21H13L12 23H11ZM47 21V22H46ZM80 21V22H81ZM93 21V22H92ZM99 21H105V22H107V23H109L110 24V28H111V30H112V33H113V35H114V33H115V35L113 36V37H111V39L110 40H108V39H104V38H102V36L100 35V37H99V34H95L97 31H96V27H100V26H102V25H100V24H98V22ZM122 21V22H121ZM138 23H137V22ZM158 23H157V22ZM163 21V23H161ZM172 23H171V22ZM177 21V22H176ZM200 21V20H199ZM3 22V23H2ZM14 22H16V23H14ZM89 22V23H90ZM131 22V23H130ZM133 22H135V23H133ZM151 22H153L154 24H152ZM160 22V23H159ZM6 24V26H4L5 24ZM21 23H23V24H21ZM41 23V24H40ZM44 23H43V27H44ZM117 23H120V29L118 28V26L119 25H117ZM131 25H130V24ZM145 23V24H144ZM167 23V24H166ZM197 23H199V22H197ZM9 24H10V26H9ZM38 24H40L39 26H38ZM96 24V25H95ZM111 24H113L112 26H111ZM123 24H124V28L123 27H121V25L123 26ZM152 24V25H151ZM170 24H171V26H170ZM175 24H177L178 26L177 27H175L176 25ZM232 24H234V23H232ZM20 25V26H19ZM36 25V26H35ZM48 26V27H52V26ZM97 25H99V26H97ZM137 25V26H136ZM151 25V26H150ZM161 25V26H160ZM203 25V26H202ZM9 26V27H8ZM41 26V28L40 29H42V30H40V29H38L40 32H42V31H44V29H43V27ZM77 26L80 28H77ZM96 26V27H95ZM155 26H157V27H155ZM162 26L164 27V28H162ZM166 26V27H165ZM227 26H228V24H227ZM35 27V28H34ZM82 27V28H81ZM135 29H134V28ZM154 27H155V29H154ZM170 27V28H169ZM200 27H202V29L203 30H200L199 28ZM37 28V29H36ZM119 29L120 31H118L117 29ZM128 28V29H127ZM159 28V29H158ZM167 28V29H166ZM179 28V29H178ZM78 29H79V32H78ZM123 29H125V30H123ZM170 29V30H169ZM173 29V30H172ZM178 29V30H177ZM12 31V32H9V33H5L6 31ZM80 30H81V33H80ZM82 30H83V33H82ZM136 30H137V34L138 35H136ZM176 32H175V31ZM72 32V33H70V32ZM73 31L75 32V33H73ZM85 31V32H84ZM87 31V32H86ZM96 31V32H95ZM114 31V32H113ZM184 31V32H183ZM65 32H67V33H65ZM76 32H77V34H81L80 36H78L80 39H84V38H86L87 39V37L89 38H91V37H93V35L95 36V37H93V38H89V39H85V41L84 42H80V40H79V38H77V36H76ZM90 32V33H89ZM95 32V33H94ZM117 32H119V33H117ZM120 32H121V34H123V32H124V36H122V35H120ZM126 32L128 33V34H126ZM133 32V33H132ZM139 32V33H138ZM183 32V33H182ZM198 32V33H197ZM10 33H12V34H10ZM64 33L65 34H67V36H65L64 35ZM87 33H89V34H87ZM91 33H94V34H91ZM159 33H161V32H159ZM197 33V34H196ZM9 34V35H8ZM69 34H71V35H69ZM75 34V35H74ZM89 35V36H87V35ZM91 34V35H90ZM117 34V35H116ZM118 34L120 35V36H118ZM125 34H126V36H125ZM183 34V35H182ZM5 35H6V37H5ZM8 35V36H7ZM56 35H57V37H56ZM59 35V36H58ZM195 35V36H194ZM197 35V36H196ZM61 36V37H60ZM65 36V37H64ZM76 38H75V37ZM116 36H118V37H116ZM136 36V37H135ZM183 36V37H182ZM185 36V37H184ZM4 37V38H3ZM8 37V38H7ZM59 37V38H58ZM67 37H68V39H67ZM123 37V38H122ZM136 39H135V38ZM246 38H247V36H245ZM245 37H244V40H246L245 39ZM96 38V39H95ZM99 38H100V41L99 42H97L98 40H99ZM188 38H189V40H188ZM5 39V40H4ZM59 39V40H58ZM76 39H78V40H76ZM93 39V40H92ZM102 39V40H101ZM104 39V40H103ZM114 39V40H113ZM119 39H117V40H119ZM131 39H135V41L134 42H132L133 40H131ZM186 41H185V40ZM3 40V41H2ZM92 42V43H90V41ZM96 41V43H95V41ZM109 41V43H107L108 41ZM131 40V41H130ZM243 40V39H242ZM60 41V42H59ZM68 42V44L66 43V42ZM80 42V43H79ZM102 44H101V43ZM104 42V43H103ZM131 42H132V44H135V46L134 45H132L131 44ZM99 43V44H98ZM179 43V44H178ZM181 43H182V45H181ZM66 44H67V46H66ZM80 44H83L82 46L84 47H82V49L80 48L81 46H80ZM86 46H85V45ZM93 45V47L96 45H98L96 48L97 49H95V47L93 48V47H90V48H88L89 46H87V45ZM106 44V45H105ZM131 44V45H130ZM56 46H54V44H52V47L54 46L55 48L56 47H58L57 46V44H55ZM65 45V46H64ZM103 45V46H102ZM177 45H178V47H177ZM182 47H184V48H182ZM187 45V46H186ZM80 46V47H79ZM131 46H133V48L131 47ZM137 46V47H136ZM180 46V47H179ZM5 46H0V49H1V51H0V59H2V60H0V61H3V62H5V64H3L2 62H0V63H2L3 65H4V67L5 68H7V66L10 64L9 62H12V64H10L9 66H8V68L7 69H5V68H1V66L3 67V65L1 64V66H0V78L2 79H0V82H1V85H0V91H1V93H0V96H1V94L3 93L4 94V92H7L8 93V96H9V98L7 99V101L9 102L7 105H5V103H3V102H0V106L2 107L1 108V110H0V112H1V114H0V129L2 130V131H0L1 133H0V137L2 136V138H3V136H4V138H3V140L4 141H2V138H0V148L2 149V150H4V151H2V150H0L1 152H3V154L0 152V170L2 169H4L5 167H8V169L7 170H3L4 172L6 171L7 173H10V178H12V179H10L8 182H7V184H6V190L5 189H3L2 191H3V193L1 192V190H0V193H1V195H0V228L2 229H4V228H6V226H8L10 229L11 228H13V226H14V224L16 223H18V222H20V221H22V220H25V217L27 218L28 217V222L30 223H27V225L29 224V225H31V224H33V226L31 225V228H29L30 226H28V228H27V232H24V243L22 242V240H21V242H19L20 240H15V241H13V250H12V252H10L8 255H7V258L6 259H8L9 258V260H6L5 262L4 261H0V262H2V264H5L6 262L7 263H9L10 262V264H16L17 262H15V261H18V263L17 264H24V263H28V259H30L29 260V262H32V263H34V264H38V262H39V264H49V263H55V262H51V261H53V260H55V259H58V260H60L61 261V263H60V261H58V262H56V264H58V263H60V264H67L68 262L66 261L65 262V258L63 257L64 255H62L63 254V251H62V249L60 248V247H58L57 246V241L58 240H56V239H58V237H57V235H56V237H52V236H54L56 233L53 231V228H50V231L53 233L54 232V235L50 232H47L48 230H49V228L48 227H52L50 224L51 223H53V222H51L52 221V218H53V220H55L56 219V217H58V219H59V217H60V213H59V215L57 216L55 213H57L56 212V210H55V206L53 205L54 204V202H55V199H57V201L56 202H58V201H60V199H61V197H59L60 195H58L57 194V192L54 190V189H51L52 187L50 186V182H51V178H52V176H54V172L59 168V166H58V164H56L57 162L55 161L56 159L55 158H53L54 157V154H55V152L57 151V142H56V140H54V138L56 139L57 137H58V135L61 133V135L62 134H64V132L66 133L68 130H71V129H69L70 127L72 128V126L70 125V124H61V122H57V120H59L60 121V119H58L59 117H58V115H57V117H54V115H50L49 116V118L47 117L48 115L47 114H55V116H56V113L55 112H58V106H59V100H58V98H56L57 97V90H55V89H57L58 88V86H59V81H58V79L56 78V76H55V68H56V62L58 61V60H63L64 58H65V56H66V50L64 51H62L61 52V48L62 47H59V49L57 48V49H55L54 47L52 48V47H47L46 49H48V50H50L49 48H51V50L50 51H48V50H45V49H43V50H38V51H40V52H38V51H36V52H38V55L36 54V52H32L31 53V55L29 54L28 56H24V58H23V56H19V58L21 59V61L18 59V57H16V58H11V56H9L10 54H8V56L10 57H7L6 55H7V50L4 48ZM86 47H87V49L89 50H87L86 49ZM103 47H105L104 49H103ZM137 49H136V48ZM176 47V48H175ZM79 48V49H78ZM101 50V52H100V50ZM180 48H182V50L181 51H183L184 50V52L182 53L181 51H180ZM53 49H54V51H53ZM95 50V52L93 51V50ZM45 50V51H44ZM68 50V49H67ZM84 50H85V52H84ZM175 50H177V51H175ZM3 51L5 52L6 51V54L5 53H3ZM42 51V52H41ZM48 51V52H47ZM75 50H74V52H75V54H76V58H78L79 56L81 57V56H83V55H81V54H79L78 52H76ZM92 51V53L90 54V52ZM105 53H104V52ZM138 51V52H137ZM178 51H180V52H178ZM51 52V53H50ZM60 52L61 54H58V53ZM63 52H64V54H63ZM83 52V53H82ZM89 52V53H88ZM100 52V53H99ZM54 53H57V54H54ZM101 53H103L102 55H100ZM34 54H36V56H34ZM45 54V55H44ZM47 54V55H46ZM97 54V55H96ZM98 54L101 56V58H99V56H98ZM174 54V53H173ZM3 55V57H1ZM32 55L35 57H32ZM61 55H62V57H61ZM78 55V56H77ZM175 55L173 56V58L175 57ZM50 56V57H49ZM28 57V58H27ZM31 57V58H30ZM37 57V58H36ZM52 57V58H51ZM53 57H54V59H53ZM63 58V59H61V58ZM79 57V58H80ZM90 57H88V58H90ZM9 58V59H8ZM22 58H23V62L26 64L27 63V65H28V69H29V67L30 66H32V65H34V66H38V68L37 67H33L32 66V68L30 67V69H31V72L30 73H27L29 70L27 69V66H25V64L22 62ZM26 58V59H25ZM30 58V59H29ZM32 58H34L33 60L34 61H36V62H34L33 61V63L32 64H29V63H31V59ZM38 58H39V62H38ZM58 58V59H57ZM98 58V59H97ZM48 59H49V61L50 62H48ZM52 59H53V61H52ZM107 59H106V61H107ZM9 60V61H8ZM11 60V61H10ZM27 60V61H26ZM28 60H30V61H28ZM77 60V59H76ZM95 60H97V62H95ZM16 61H18V62H16ZM20 61V62H19ZM7 62H8V64H7ZM101 62H103L102 63V65L100 64ZM22 63L24 64V66L22 65ZM53 63V64H52ZM18 64V65H17ZM19 64H20V68H18L19 67ZM54 64H55V66H54ZM155 64H156V66H155ZM170 63H165V65H163V64H159V63H153V65H152V72L151 73H153V74H155V75H157V74H164V75H167V76H165V77H172L173 78V80H172V82H173V85H175V88H173L174 86L172 85L171 87H172V89L169 87L170 86V77H169V80H168V82L169 83H166V84H160V86H158L159 87V89L161 88V90L160 91H157V93L158 92H160L159 93V96H160V99L158 98L159 96H156V95H154V94H152V95H150V93H149V89H148V84H147V80L145 79L144 80V85H140V88H141V92H139V91H137V90H139L140 88L138 87L137 88V92H135L136 93V95L137 96H135L134 95V98H135V100H134V98L132 99V101H130V104H128V103H126V102H123L122 103V106H123V111H122V113H124V111H125V114H121V113H119V114H121V116H119V114H118V121H117V119L116 118H114V120L113 119H111V122H110V120L108 121V122H110L109 124H110V126H105V128L103 129V132H104V134L105 135H109V136H106V137H110L111 139H112V136H114V130H113V128L114 129H117V127H118V123H119V126H121L122 127V129L124 128V129H128L127 128V126H128V124H129V122H131L132 124H135V125H130L129 124V126H130V128H134V126H135V129H136V127H137V130L135 131V129L133 130V129H128V130H133V131H135V133L133 134V137H134V135H136L135 137L136 138H133L134 139V141H133V144H135V145H138L137 147H135V151H137V154H141L140 156L142 157V154L144 155H146V151L144 150L145 148L144 147H142V145H140L139 146V144H141V143H139V144H136V143H134L135 142V140L138 142L139 140L138 139H140V141H141V130L140 129H138V128H141V126H142V132L143 131H148L149 129H148V127L150 128L151 126L153 127V125L155 124L154 122H156V121H158V120H156V119H164L165 121L166 120H168V119H171L173 116L172 115H170V113L171 114H174L175 113V111H179V112H176L175 114H176V116H174V118H175V120L177 119V116H180V114L182 115V114H186V115H188V114H192V113H190L189 111H188V108L190 107V106H192L193 105V107H195V104H196V109L198 110V108L199 109H201V107H202V109L201 110H203L204 108H203V105H204V103H205V100L204 101H200V100H202L203 99V87H201L200 86V88L198 89V86H197V84H195L194 85V83H191L190 81H188L187 79H186V81H185V83H183L182 84V87L180 86L181 84H180V82H179V75L178 74H180L179 73V66L177 65V64H175V65H169ZM6 65V66H5ZM16 66V67H14V66ZM101 65V66H100ZM12 66V67H11ZM18 66V67H17ZM21 66H23V68L25 67V70L21 67ZM51 66V67H50ZM93 66H94V68H93ZM100 66V67H99ZM155 66V67H154ZM177 67V68H175V67ZM53 67H55V68H53ZM98 69H97V68ZM172 67H174V68H172ZM13 68V69H12ZM22 68V69H21ZM51 68V69H50ZM85 68L83 69V71L85 70ZM153 68H154V70H153ZM17 69H19L18 71H17ZM35 69H37L36 70V76L34 75L33 76V74L32 73H34L33 71H35ZM40 69H43V70H45V72L43 71V74H42V72L41 71H39ZM49 69V71H48V73H47V70ZM54 69V70H53ZM97 69V70H96ZM155 69H157V71H159V69H161V71H164L165 73H162L161 71H159V72H157ZM171 71H170V70ZM176 71V73H175V71ZM6 70V71H5ZM8 70V71H7ZM15 70V71H14ZM20 70H22L21 71V73H20ZM100 70V71H99ZM168 70V71H167ZM11 72V73H8V72ZM13 71H14V73H13ZM27 71V72H26ZM51 71H53L52 73H54V74H52L53 76H55L54 78L55 79H57V80H55V81H57V82H52L54 79L52 78L53 76L51 75ZM92 71V72H93ZM166 71L167 72H169V73H166ZM4 72H6L5 74H3ZM25 72V73H24ZM92 72H89L88 74H84L85 76L87 75L88 77L90 76V75H94ZM177 76H175L173 73ZM13 73V74H12ZM24 73V74H23ZM39 73V74H38ZM44 73H45V76L46 77H48L47 75H49V81L47 80V78H46V80L48 81V83L50 84H46L45 85V83H47L46 81H45V83L44 82H42V81H44L45 80V76H44ZM108 73V74H107ZM112 73V74H111ZM171 73V74H170ZM178 73V74H177ZM8 74H10V75H14V76H17V77H12V76H10V78H9V80L8 79H6L7 78V75ZM30 74H32V76H33V78H32V76H30ZM181 74L183 75V73L181 72ZM2 75V76H1ZM24 77H23V76ZM40 75V77H38ZM109 75V76H108ZM173 75V76H172ZM26 76H28V78L26 79ZM29 76H30V79H32V81H30V79H29ZM87 76H86V78H87ZM97 76V75H96ZM18 77H20L21 78V80L23 79H26L27 81H24V83L26 84H24L21 80H20V78H18ZM23 77V78H22ZM52 78V81L50 80L51 78ZM109 77V78H108ZM4 78H5V80H4ZM12 78V79H11ZM16 79V82L18 83V82H21L20 84H23V85H25V87L23 86V85H20V84H18L19 86H17V87H14V90L13 91H16L17 90V92H18V90H19V92L20 91H23V94H24V92L27 94H25L27 97H29L28 95L30 94V93H32V94H30V97L32 96V95H35L36 93V95H38V96H40V97H38V98H40L39 100H37L38 102H36V104L37 103H39L40 101V103L41 104H38L40 107H38V105H36L35 107H36V110H37V112L36 111H33V110H35V107H34V105H32L31 106V104H27L26 103V105H27V108L28 109H26V111H25V106H24V102H20L19 100H17V102H16V99L17 98H21V97H19L20 96V94H22V92H20V93H18V95H17V92H13L12 90H9L10 91V93H9V91H7L8 90V86L5 84V82H6V80H8V81H10V82H12L13 84H15V85H17V83L15 82V79ZM18 78V79H17ZM38 78H39V80H38ZM41 78V79H40ZM43 78V79H42ZM106 78V79H105ZM177 78V79H176ZM35 79V80H34ZM65 78H62L61 80H63V81H65L64 80ZM114 79V78H113ZM13 80V81H12ZM106 80V81H105ZM29 81L31 82V83H29ZM92 81V80H91ZM187 81L189 82V83H187ZM35 82H37V83H35ZM39 82H42V83H40L39 85H36L35 86V84H38ZM187 83V84H186ZM30 86H29V85ZM42 84V85H41ZM66 86H68V87H66L67 89H69V88H71L70 87V85L67 83V81H66ZM168 84V85H167ZM172 84V83H171ZM184 84H185V86H184ZM163 85V86H162ZM189 85H191V87L189 86V88H188V86ZM32 86H34V87H32ZM38 86H41V88H42V90H43V94H46V96H48L47 98H46V96L44 95H39L40 93H41V91L40 92H38L39 90H40V88L39 89H37L38 88ZM126 85H123V88L122 87H119V89L117 90V91H123V89H124V91L125 92H128V90L130 91L131 90V85L129 86V85H127L126 87H125ZM143 86V87H142ZM165 86V87H164ZM166 86H167V88H166ZM193 86H195L194 88H193ZM7 87V89L6 90H3V89H5ZM24 87V88H23ZM53 87H54V89H53ZM125 87V88H124ZM187 88V90L185 89V88ZM3 88V89H2ZM35 88V89H34ZM47 88L50 90V91H54L53 93L52 92H50L49 93V90L47 91ZM126 88H128V89H126ZM130 88V89H129ZM148 90H147V89ZM182 88V90H180ZM209 88L211 89L212 88V86H209ZM2 89V90H1ZM26 89H27V91H29L30 93L28 94V92L26 91ZM31 89V90H30ZM35 91H34V90ZM98 90H99V87L97 88ZM122 89V90H121ZM142 89H146L147 90V92H146V90H143L144 92H142ZM163 89H165V90H168V91H163ZM171 89V90H170ZM179 89V91H177V92H175V90H178ZM36 90H38V91H36ZM191 90V91H190ZM195 90V91H194ZM208 91H213V89L212 90H209V89H207ZM45 91H47V93L45 92ZM95 91V88H94V90L93 91H91L92 93ZM163 91V92H162ZM171 91H174V96L172 97V94H173V92H171ZM181 91V92H180ZM12 92V93H11ZM36 92V93H35ZM91 92H88L87 94H89L90 96H91ZM164 92H167V94L168 93H170L171 92V94H168V98L166 97V93H164ZM182 92H184V93H182ZM186 92H187V94H186ZM191 92V94H192V96H193V98L191 97V94H189ZM41 93V94H42ZM55 93V94H54ZM141 93V94H140ZM146 94V96H145V94ZM175 93H176V95H175ZM180 93L181 94H183V95H181V96H183V97H181L180 96ZM3 94H2V96H3ZM6 94V93H5ZM4 94V95H5ZM10 94V95H9ZM13 94V95H12ZM48 94V95H47ZM50 94V95H49ZM178 94H179V96H178ZM184 94H186V95H184ZM139 95V96H138ZM163 95V96H162ZM170 95V96H169ZM189 95V96H188ZM50 96V97H49ZM108 96H111V95H108ZM114 96V95H113ZM111 96V100H109V102L110 101H115V99H116V97L114 96ZM149 96V97H148ZM151 96H152V99H151ZM176 96H178V97H176ZM12 97H14V98H16L15 100H13L14 98H12ZM140 99H139V98ZM141 97L143 98H146V99H141ZM155 97V98H154ZM162 97V98H161ZM176 97V98H175ZM187 99H186V98ZM188 97H190L189 99H188ZM2 98V97H1ZM13 100H11V99ZM42 98H43V100H42ZM46 98V99H45ZM52 99V100H49V99ZM149 98L151 99V102L152 103H150V101H149ZM170 98H173L174 100L175 99H177V100H173V99H170ZM179 98H185L184 99V101H183V99H182V101H183V103L182 104H184L183 106H182V104H181V100L179 99ZM3 99V98H2ZM90 99H92V98H90ZM139 99V100H138ZM153 99H155L154 101H153ZM156 99H158V100H156ZM163 99V100H162ZM165 99V100H164ZM193 99V100H192ZM44 100H48V103H47V101L45 102ZM56 102H55V101ZM93 100V99H92ZM91 100V101H92ZM143 100L145 101L144 103H143ZM167 100H169V101H167ZM171 100H173V101H171ZM189 100V101H188ZM197 100V101H196ZM11 101V102H10ZM14 101H15V103H14ZM44 101V102H43ZM52 101H53V103H52ZM91 101H89L88 100V103L89 102H91ZM134 101H136V103L134 102ZM141 101V102H140ZM166 101V102H165ZM176 101L177 102H179V103H176ZM20 103V105H19V103ZM50 102L53 104V106L50 104ZM58 102V104H56ZM94 101H92V103H93ZM131 102L133 103L132 104V106H131ZM137 102H140V103H137ZM156 102V103H155ZM157 102H159V103H157ZM164 102V103H163ZM168 102H171V104L170 103H168ZM174 102V103H173ZM187 102L189 103V104H187ZM194 102H196L195 104H194ZM199 102V104L197 105V103ZM203 102V103H202ZM2 103H3V105H2ZM16 103H18L17 105H16ZM24 103V104H23ZM149 103V104H148ZM155 103V104H154ZM164 105H163V104ZM166 103V104H165ZM173 103V104H172ZM176 103V104H175ZM193 103V104H192ZM9 104H11V106L9 105ZM13 104H15V105H13ZM21 104H23V105H21ZM44 104V105H43ZM55 104H56V107H55ZM135 104H138L139 106H138V108H136V106L137 105H135ZM153 105L154 104V108L151 106V105ZM158 104V105H157ZM161 104V105H160ZM168 104H170V107H168L169 105ZM192 104V105H191ZM4 105L6 106V107H4ZM10 107H9V106ZM129 105V106H128ZM143 107H142V106ZM145 105V106H144ZM147 105V106H146ZM150 105V106H149ZM177 105H178V107H177ZM189 105V106H188ZM18 106V107H17ZM22 106V107H21ZM46 106V107H45ZM48 106V107H47ZM49 106H52V107H50L51 109H49ZM131 106V107H130ZM135 106V107H134ZM156 106H157V108H156ZM167 106V108H165ZM188 106V107H187ZM197 106H198V108H197ZM200 106V107H199ZM4 107V108H3ZM11 107H12V110H13V107H14V113L13 112H11L10 110H11ZM17 108V111H16V108ZM23 107H25L24 109H23ZM34 107V108H33ZM125 107H126V110H124L125 109ZM134 109H136V110H133V108ZM149 107V108H148ZM152 107V110H153V113L151 112V113H149L148 112V110L149 111H151V108ZM185 107H187V108H185ZM204 107H206V106H204ZM8 109V112L7 111H5V109ZM19 108V109H18ZM30 108H31V110H30ZM38 108H40V110H38ZM44 110H43V109ZM48 108V109H47ZM55 108V109H54ZM130 108H132V110H130ZM156 108V110L157 111H159L158 112V114L157 113H155L156 112V110H154ZM172 108H174L175 109V111L173 112L172 110H174V109H172ZM177 108V109H176ZM6 109V110H7ZM161 109V110H160ZM164 109V110H163ZM170 109V110H169ZM28 110V111H27ZM42 110V111H41ZM55 110V111H54ZM146 110H147V113H144V112H146ZM184 111V113H183V111ZM7 112L8 114H6L5 112ZM20 111V112H19ZM29 111H31V113L33 114V116L30 114V112ZM130 111H131V114H129L130 113ZM135 111H136V114H135ZM165 111H166V113L168 114H166L165 113ZM168 111H170V112H168ZM182 111V112H181ZM187 111H188V113H187ZM199 111V110H198ZM252 111V112H251ZM256 111L257 110H255L254 111V109H251L250 110V112L248 113V117L246 116V118H245V124H251L252 123V121H254V118H256V116L258 115H260V114H262V113H260V112H258L257 111V113L258 114H256ZM9 112H11L10 114H9ZM17 112H19V113H21V116H20V114L18 113L17 114ZM44 113V115H42V113ZM51 112H53V113H51ZM132 112H134L133 114H132ZM162 112V113H161ZM12 113H13V115H12ZM16 113V114H15ZM23 113V114H22ZM34 113H38V114H34ZM149 113V114H148ZM164 113V114H163ZM252 115H251V114ZM15 114V115H14ZM47 116H46V115ZM127 114H128V116H127ZM145 116V119H146V123L145 122H143L145 119H144V117H142L143 115ZM145 114H147V115H150V116H147V115H145ZM161 114H162V116H161ZM255 116H254V115ZM2 115V116H1ZM36 115H37V118H36ZM130 115V116H129ZM131 115H133V116H131ZM134 115H135V119L133 118L134 117ZM138 115H139V117H138ZM152 115H153V117H152ZM159 115V116H158ZM164 115L166 116V117H164ZM249 115H251V116H249ZM26 118V116H27V119H26V121L28 122H26L25 120H23L24 119V117ZM43 116V117H42ZM68 116H70V115H68ZM123 116H125V117H123ZM159 118H158V117ZM253 116V117H252ZM5 117H8L7 118V120H6V118ZM14 117H16V120H15V118ZM23 117V118H22ZM45 117V118H44ZM119 117L121 118V117H123L124 119V121H122V123H121V121H119ZM130 119H129V118ZM142 117V118H141ZM150 117V118H149ZM157 117V118H156ZM167 117H169V118H167ZM190 117V120H191V118H192V124L194 123L195 125H199V127H196V129L197 128H201V126H203V123L202 122H198L199 121V119L196 117V118H194L195 117V115H193V116H189ZM251 117V118H250ZM260 117H261V119L262 118H264V114H262V115H260ZM10 118V119H9ZM11 118H13V119H11ZM22 118V119H21ZM36 118V119H35ZM47 118H48V122H46V120H47ZM55 118H56V121H55ZM131 118H132V121H131ZM152 118V120H150ZM167 118V119H166ZM173 118V119H174ZM248 118V119H247ZM52 119V120H51ZM122 119V118H121ZM120 119V120H121ZM129 119V120H128ZM144 119V120H143ZM195 119H196V121H195ZM198 119V120H197ZM42 120H43V122H42ZM125 120H127V121H125ZM135 120V122H133ZM138 120H139V122L141 121V123H139L138 122ZM156 120V121H155ZM172 120V119H171ZM169 121V123H166V126H163V128L161 129L162 131H159V140H160V138H161V143H160V141L158 142L159 144H157V142H156V146H157V148H158V152H160L161 153V151H162V146L163 145H165V143L167 144V143H169L168 142V140H167V138H168V133L166 134V132L167 131H164L165 129L167 130V129H169L170 131H172L173 132V130L175 131V124L176 123H173L174 124V127L173 126H171V125H173L172 124V122H174V121ZM252 120V121H251ZM9 121V122H8ZM14 121L17 123H15L14 124ZM37 121V122H36ZM39 121V122H38ZM50 121H51V124H50ZM53 121V122H52ZM114 121V122H113ZM129 121V122H128ZM148 121V122H147ZM150 121V122H149ZM168 121H166V122H168ZM56 122V123H55ZM113 122V123H112ZM137 122V123H136ZM152 122L154 123V124H152ZM171 122V123H170ZM237 122H240L239 120L237 121ZM18 123H20V124H18ZM28 125H27V124ZM35 123H36V125H37V127H35L36 125H35ZM43 123V124H42ZM47 123V124H46ZM52 123H53V125H52ZM117 125H115V124ZM124 123H128V124H124ZM139 123V124H138ZM144 123V124H143ZM147 123H151L150 125L149 124H147ZM200 123H202V124H200ZM240 123H242V122H240ZM16 126H18L17 127V129H16V127L14 126V125ZM50 124V125H49ZM56 124H59V125H56ZM122 124V125H121ZM124 124V125H123ZM138 124V125H137ZM140 124H142L141 126H140ZM145 124L147 125V126H145ZM169 124H171L170 126H167V125H169ZM12 125V126H11ZM30 125V127H28ZM42 125H44L43 127H42ZM60 125H61V127H60ZM63 125V126H62ZM111 125H112V129L110 128L111 127ZM115 125V127H113ZM197 125V126H198ZM53 126H54V128H53ZM65 126V127H64ZM132 126V127H131ZM56 127V128H55ZM60 127V129H58ZM65 129H63V128ZM144 127V128H143ZM167 127V128H166ZM171 129H170V128ZM20 128V129H19ZM24 128H26V129H24ZM31 128V129H30ZM42 128V129H41ZM45 128V129H44ZM67 128V129H66ZM146 128V129H145ZM165 128V129H164ZM4 129V130H3ZM14 129H16V130H14ZM21 129H22V131H21ZM52 129H53V131H52ZM108 129L110 130V131H108ZM47 130H50V131H52V133L50 132V131H47ZM62 132H61V131ZM113 130V131H112ZM125 130V131H126ZM139 130V131H138ZM202 131H203V128L201 129ZM6 131V133H4ZM19 131V132H18ZM29 131V132H28ZM45 131V132H44ZM58 131H60V133L58 132ZM108 131V132H107ZM111 131L113 132L112 134H111ZM138 131V132H137ZM11 133V134H9V133ZM19 134L20 136H21V138H23V139H21L20 141H22V143H21V145H19V140L17 141V140H14V139H11V138H14V137H11V135L13 136L14 134ZM58 133V135L56 136V134H55V137H54V135H51V134H53V133ZM69 132V133H68ZM67 132V134H69V135H71L70 133L72 132V130L71 131H68ZM129 131H127V133H128ZM136 132H137V134H136ZM161 132H163L164 133V135H163V133H161ZM175 132H177L176 134H175ZM175 132H173L175 135H174V139H170L171 141H172V143L174 142V143H176V139H177V136H178V134L180 133H178V131H175ZM22 135H21V134ZM31 133H33V135H35V133L37 134V135H35V136H33V135H31ZM108 133V134H107ZM222 132H217V134L218 135H223V134H221ZM30 134V135H29ZM50 134V135H49ZM139 134V135H138ZM138 135V136H137ZM166 138V139H164L165 141H163V136ZM166 135V136H165ZM203 135V134H202ZM201 135V136H202ZM24 136V137H23ZM25 136H27L28 137V139H27V137H25ZM37 136V138H35ZM39 136V137H38ZM140 136V138H138ZM9 137V138H8ZM54 137V138H53ZM222 137V136H221ZM6 138H7V141H6ZM27 139V141H26V139ZM257 138V137H256ZM256 138H252V139H254V140H252V139H248V141H247V144H246V147H244V148H242L241 150L244 152V151H246L247 149H250V148H253V149H256V148H259V146L261 145L260 144V142L261 141H259L258 140V138L256 139ZM32 139V140H31ZM34 139H36V140H34ZM40 139H43V140H46V141H44L43 143L41 142V141H43V140H41L40 141ZM169 139V138H168ZM256 139V140H255ZM28 140H31V141H28ZM39 140V141H38ZM49 140H51V141H49ZM2 141V142H1ZM10 141V142H9ZM14 141H17L18 142V144H17V142H15L14 143ZM52 141H53V143H52ZM92 141H94L93 143H95L94 144V146L97 144V146H99V142L97 143V140H92ZM92 141H91V145L93 144L92 143ZM5 142V143H4ZM38 142H40V144H38ZM48 143V144H50V145H45L48 149L46 150V147L44 148V146L42 147V146H40L41 145V143L42 144H44V143ZM165 142V143H164ZM248 142H249V144H248ZM251 142V143H250ZM6 143H7V145H6ZM12 143L14 144V145H12ZM28 144V146L29 145H32L31 146V148H33V146H35V148L34 149H30V147H28V146H26V145H24V144ZM32 143V144H31ZM8 144H10V146L8 145ZM18 145V148H17V145ZM252 144H253V146H252ZM257 144V145H256ZM159 145V146H158ZM255 145V146H254ZM9 146V147H8ZM14 146V147H13ZM36 146H39V147H37V149H36ZM48 146H50V148L48 147ZM94 147L95 149H98V147ZM19 147H23V150L24 151H22L21 150V152L20 153H17L18 152V149H19ZM24 147H26L25 149L27 150H30V151H25V149H24ZM40 147H41V149H40ZM250 147V148H249ZM5 148V149H4ZM10 148V149H9ZM15 148V149H14ZM44 150L43 151V153H42V151L40 152V150ZM137 148H140V149H137ZM50 149V150H49ZM5 150L7 151V152H5ZM35 150H37L36 152L37 153H39V154H37L36 152H35ZM99 150V149H98ZM15 151V152H14ZM39 151V152H38ZM48 152V154H46L47 152ZM141 151V152H140ZM11 152V153H10ZM44 152H46V153H44ZM143 152V153H142ZM145 152V153H144ZM155 153L154 155H156L157 154V156H155V158L153 157V161L155 162H160V160H163V158L160 156V160H159V158H157L158 156H159V153ZM242 152V153H243ZM5 153V154H4ZM6 153H7V155H6ZM9 153V154H8ZM25 153V154H24ZM32 153V154H31ZM50 153H51V155H50ZM133 155H137L135 152H129L128 153V155L130 156L129 158H131L132 157V154ZM240 154V158H243V154ZM12 154H13V156H12ZM22 154V155H21ZM24 154V155H23ZM34 154V155H33ZM9 155V156H8ZM17 155L20 157V155H21V157L19 158V157H17ZM28 155H30V158H28L29 156ZM40 155H41V157H40ZM43 155L45 156L46 155V157L45 158H43ZM53 155V157H51ZM241 155H242V157H241ZM4 156V157H3ZM23 156H25L26 157V160H25V157H23ZM37 156V157H36ZM23 157V158H22ZM49 157H51V160H49L50 158ZM145 157V156H144ZM144 157H142V158H144ZM4 158V159H3ZM8 158V160L6 161V159ZM11 158V159H10ZM13 158L16 160H13ZM32 158V159H31ZM54 160H53V159ZM9 159H10V161H9ZM17 159H18V161H17ZM23 159V160H22ZM49 160V162L51 163V161H53V163H49L48 162V160ZM202 160H203V158H201ZM201 159H199L198 161H197V163H194V165L196 166V167H194V165L193 164H191L192 165V167L191 168H188V167H183V169L181 168V170H184V171H182V172H184V174L185 173H187V171H188V173H187V175L186 176H188L186 179H187V182L185 181V182H183L184 184H186L184 187H185V191L186 190H188L187 191V194H186V196L185 197H183L182 199V201H183V203H187V204H189L190 205V208L192 209V211L190 210V212L191 213H193L194 215H195V212H198L199 211V208H201V207H203V202H206L209 198H211L212 196H214L215 194H217V196H215V197H219L220 195H219V193H220V191H219V193H217L216 191H215V188H214V184L212 183L213 181H214V183H221V185L224 187L225 185H227L226 184V182H225V180L226 179H228V177L227 176H229V175H234L235 174V172L232 170L231 171V167H226V169L225 168H222V169H220L219 171H220V173H219V171L218 170H212L211 169V165L208 163V162H206V161H202ZM4 160V162H2ZM29 160V161H28ZM159 160V161H158ZM13 161H14V163H15V165H12V163H13ZM21 161H24V162H21ZM7 162H10V164L11 165H8L7 164ZM16 162H18V163H20V164H16ZM29 162V164L31 165V167L30 166H28L29 164H27ZM36 162V163H35ZM41 162V163H40ZM54 162H55V164H56V166H54L53 167V165H54ZM13 163V164H14ZM21 163H24V165H22ZM40 164H42V165H40ZM197 164V165H196ZM250 164H252V167H255V164H253V163H250ZM250 164H247L246 166H245V169H248V168H250L251 167V165ZM3 165V166H2ZM22 165V166H21ZM36 165V166H35ZM41 166V168H38V169H41L42 171H39V173H42V174H40L41 175V177H42V179H40L38 176H35V173H34V171H36V170H34V168H36L37 169V167H40ZM22 168H21V167ZM24 166H26V168L24 167ZM34 168H33V167ZM47 166V167H46ZM4 167V168H3ZM13 167V168H12ZM15 167V168H14ZM19 168V170L17 169V168ZM24 167V168H23ZM57 167V168H56ZM193 167H194V169H193ZM248 167V168H247ZM259 167H261V166H259ZM10 168V169H9ZM204 168V169H203ZM23 169V170H22ZM24 169H25V171H24ZM27 169V170H26ZM48 170V169H50V171H46L47 172V174H45L46 172L44 171V170ZM56 169V170H55ZM112 169V168H111ZM148 169H150V170H148ZM148 169L147 170H145L146 172H148L149 174H148V177L150 178L146 183H144V184H147V185H145V186H142V183H139V184H137L138 185V187L139 188H141V190L142 191H145L144 193H146V195H148L149 194V184L151 183V182H153L154 184L153 185H155V189L157 190V189H159V188H161V190L163 191V190H166V187H170V186H168V183L166 184L167 186H165V183L167 182V180H166V177H165V173H164V170L161 168V167H157L156 169L155 168H152V167H148ZM193 170V178H194V180H195V184L194 185H192L190 182H191V175H189V170ZM217 169V168H216ZM228 169V170H227ZM10 170V171H9ZM20 171L19 173L18 172H16V171ZM28 170H30L29 172H28ZM154 170H157V172L155 173V171ZM163 170V171H162ZM180 170V171H181ZM224 170H226V172L224 171ZM33 171V175H34V181L35 182H37V183H39V184H35V185H38V188H37V186H36V192L38 191V193L41 195V194H43V195H37V193L36 192H34L33 193V196H34V202H36V204H34V202H33V204L35 205H33L32 204V202L30 203V205H31V209H30V206H28L29 205V203H26L27 204V206L29 207V209L27 208L26 209V207L27 206H25V204H24V206H23V204H21V203H19L18 202V199L15 197L16 195H17V197H19V196H22L23 195V193L24 192H27L28 190H26V188H23V186L21 187V185H19L18 184V186H17V184L16 183H14L13 182V180L15 181V182H17L18 180L20 181V178L22 179V176L21 175H23L24 173H26V172H28V173H26V174H24L23 175V177L24 176H26L27 174H28V177H29V174H31L30 172H32ZM52 171H54V172H52ZM142 171H144V169H142ZM210 171V172H209ZM1 172L2 171H0V174H1ZM14 172V173H13ZM48 172L49 173H51V175L49 174V178H48ZM153 172H154V174H153ZM231 172V173H230ZM3 173V172H2ZM214 173H216L215 175H214ZM223 173V174H222ZM226 173H229V174H226ZM234 173V174H233ZM20 175V178L18 179V177H19V175ZM53 174V175H52ZM139 174H141V173H139ZM219 174V175H218ZM220 174H222V175H220ZM16 175H18V176H16ZM142 175V174H141ZM157 175V177H154V176H156ZM226 175V176H225ZM13 176V177H12ZM30 176H32V175H30ZM44 176H46L47 177V179H45L44 178ZM51 176V177H50ZM119 176V177H118ZM118 176L116 177L115 176V178H117L118 180V182H119V180H120V182L119 183H121L122 182V180H124L123 179V176L122 177H120V175L118 174ZM185 176V177H186ZM196 176V177H195ZM209 176V177H208ZM214 176V177H213ZM223 176H225V177H223ZM27 177V178H28ZM198 177H199V179H200V181L198 180ZM29 178H31V177H29ZM28 178V179H29ZM54 178V177H53ZM121 178V179H120ZM153 178V179H152ZM16 179V180H15ZM48 179H50V180H48ZM71 179V178H70ZM69 179V181L70 182H72V179L70 180ZM217 179V180H216ZM224 179V180H223ZM142 180V179H141ZM189 180H190V182H189ZM0 181L1 182H3V180L1 179V177H0ZM22 181V180H21ZM20 181V182H21ZM45 181V182H44ZM48 181V182H47ZM158 182V184H157V182ZM162 181V183H160ZM20 182H17V183H20ZM12 183V184H11ZM14 183V184H13ZM119 183H117V184H119ZM188 183H190L189 185H188ZM20 184H22V183H20ZM1 185V184H0ZM42 185V187H43V189L42 188H39L40 186ZM141 187H140V186ZM12 186V187H11ZM17 186V187H16ZM165 186V187H164ZM188 186V187H187ZM9 187V188H8ZM21 189H20V188ZM74 187H77L76 185H73V188H72V192L70 191V192H68L67 193V195L68 196H70L71 195V197H73V198H66V199H70V200H67L68 202H67V206H70L71 208L74 206V204H75V202H76V195L78 194H76V188H74ZM157 187V188H156ZM163 187V188H162ZM47 189L46 191H45V189ZM167 188V189H168ZM8 190V191H7ZM84 189H82V191H83ZM160 189L158 190V191H161ZM227 189H223L222 190V192H223V194L221 195V196H223L227 191H226ZM7 191V192H6ZM10 191V192H9ZM42 191V192H41ZM47 191H49V193L47 192ZM85 191V190H84ZM16 192H18V194H16ZM45 192H47V193H45ZM8 193V194H7ZM20 193V194H19ZM192 193V194H191ZM7 196H6V195ZM25 194V193H24ZM48 194V195H47ZM55 194H56V196H55ZM193 194H195V195H197V201L195 202V201H193ZM208 194V195H207ZM2 195L4 196V197H2ZM19 195V196H18ZM37 195V196H36ZM204 197H203V196ZM49 196V197H48ZM189 196H191V197H189ZM245 196V198H247L248 199V197H246V195H244ZM244 196H240L239 195V197H236V198H232V200L231 199H229L230 201H228V203L226 204V208L227 209H233V210H239V209H237V207H240V209H246L247 207H248V204L247 205H245L246 203H249V201L248 200H246L245 198H244ZM9 197V198H8ZM35 197H37L36 199H35ZM54 199H53V198ZM59 199H58V198ZM78 197V196H77ZM202 197V200L200 199ZM241 197V198H240ZM3 198V199H2ZM4 198H6V199H4ZM11 198V199H10ZM14 198V199H13ZM187 198V199H186ZM204 198V199H203ZM8 199V200H7ZM41 199V200H40ZM43 199H45V200H43ZM236 199V200H235ZM2 200V201H1ZM11 200V201H10ZM37 200V201H36ZM43 200V203L41 204V201ZM74 200V201H73ZM187 200V201H186ZM234 200V201H233ZM8 201V202H7ZM48 201H49V204H48ZM192 201V202H191ZM231 201H233V202H231ZM242 201H244V202H246L245 204H243L244 202H242ZM11 202V203H10ZM13 202H14V207H16V209H18V210H15V209H13ZM38 202H40L39 204H38ZM127 202V200H124L121 204H122V207L121 208H119V206L117 207V209H116V211L117 210H120V209H123V213H121L120 214V216H119V214H118V211H117V213H116V211L113 213V212H110L111 210L109 209L108 211V213L106 212L105 214H103L102 212L103 211H101V209L100 210H97L96 212H93V211H91L92 210V206L89 204L88 206H87V211H86V213L83 215V219H85V220H91L92 222H93V226H94V228H96V231H97V234L98 235H100V236H98V239H97V241H96V243L99 245V247H98V249L100 248V251H101V255H102V257L100 256V260H99V262H100V264H122V261L124 262L123 264H141L140 263V261L143 263V264H146V263H148V264H150V262L152 263L153 261H150V260H154L155 259V257H157L156 258V260L158 259V260H160V264H167V262H169L170 260H171V262L172 263H168V264H183V262L185 263V264H199L201 261H200V259H196V257H193L194 255L195 256H197V258H198V253H197V251H196V248L195 249H185V248H183V247H181V245L180 246H178L179 245V243H177L176 245H174V246H170V248H168L169 249V251H168V249L166 250L167 252H168V255L166 256V254H167V252H166V254H165V252H164V255H165V257H163L164 255L161 253V255H163V256H161V257H163V259H159V258H161L159 255V252L160 251H158V252H156L155 250H152V248H149V250L150 251H155V253L154 252H150L149 250V256H148V258L150 257V255H152V257L151 258H149L148 260L146 259V260H144L143 259V261H142V259H139V260H137L136 258L134 259V254H133V252H135V250H136V248H137V243H135V244H132V246H131V242L133 241L132 239H133V236L135 235V234H137V236L139 237V238H141V237H144L147 233H149V229H150V227L149 226H146V225H142V226H136V224L134 223L135 221H134V218H132L133 217V213H130L129 215H127V216H125L126 215V211H127V204L125 205V203ZM191 202V203H190ZM236 203V205H238V206H235L233 203ZM239 202V203H238ZM6 204V206H5V204ZM201 203V204H200ZM44 204H47V206L46 205H44ZM200 204V206H198ZM232 204V205H231ZM8 205H10V207H11V209H10V207H9V210H8ZM41 205V206H40ZM73 205V206H72ZM234 205V206H233ZM19 206H21L20 208V210H19ZM50 206V207H49ZM54 206V207H53ZM177 205L176 204H174V205H172V209H174L175 207H176ZM192 206V207H191ZM232 206H233V208H232ZM4 207H5V210H4ZM45 207V209H43V208ZM47 207V208H46ZM69 207V208H70ZM41 208V210L39 211V209ZM90 208V209H89ZM119 208V209H118ZM125 208V209H124ZM196 208V210H194ZM13 209V210H12ZM51 210V211H48L49 213H50V216L48 215V212L46 211V210ZM7 210H8V212L10 211L11 213L10 214H8L7 213ZM36 210V211H35ZM53 210V211H52ZM107 210V209H106ZM14 213H13V212ZM19 211V212H18ZM24 211V212H23ZM27 211H28V213H27ZM31 211V212H30ZM42 211V212H41ZM99 211H101V212H99ZM22 212V213H21ZM37 212V213H36ZM46 213L47 215H48V217H47V215L46 214H44V215H42V213ZM93 212V213H92ZM4 213V214H3ZM16 213H17V215L18 216H16ZM23 213H24V215H23ZM27 215H26V214ZM30 213V214H29ZM51 213H54L53 215L51 214ZM100 213V214H99ZM109 213H111V214H109ZM113 213V214H112ZM127 213H128V211H127ZM21 214V215H20ZM58 214V213H57ZM89 214V215H88ZM90 214H91V216H90ZM98 214V215H97ZM106 214H108V217H107V215ZM118 214V215H117ZM193 214H192V216H193ZM7 215V216H6ZM23 215V216H22ZM26 215V216H25ZM31 216V217H29V216ZM46 215V216H45ZM102 215V216H101ZM105 215H106V217H105ZM116 215V216H115ZM124 215V216H123ZM14 218H13V217ZM21 216V220L19 221V217ZM42 216V217H41ZM51 216H53V217H51ZM54 216H55V219H54ZM103 216H104V219H103ZM3 217H4V219H3ZM11 217H12V220H10L11 219ZM110 217V218H109ZM121 217H122V219H121ZM31 218V219H30ZM44 218V219H43ZM9 219V220H8ZM29 219L30 220H32L31 222H33V223H31L30 221H29ZM37 219V220H36ZM50 219H51V221H50ZM97 221H96V220ZM112 219V220H111ZM118 219H119V221H118ZM14 220H16V222L14 221ZM48 220V221H47ZM100 220H101V222H100ZM109 220V221H108ZM123 220H125V222L123 221ZM132 220L134 221V222H132ZM41 221V222H40ZM103 221V222H102ZM107 221V222H106ZM118 221V222H117ZM126 221L129 223H126ZM5 222V223H4ZM11 222H13V223H11ZM45 222H46V228L44 227L45 226ZM100 222V223H99ZM136 222H139L138 220L136 221ZM10 223H11V225H10ZM39 223H40V225H39ZM99 225H97V224ZM101 223H102V225H101ZM105 223H107L106 224V226L104 225ZM109 223L111 224V226L109 225ZM113 223V224H112ZM118 223V224H117ZM6 224V225H5ZM38 224V225H37ZM41 224H42V226H41ZM121 224H123V225H121ZM126 224V225H125ZM36 225H37V228H36ZM49 225V226H48ZM107 225H108V227H107ZM120 226L119 228H121V230H120V235H119V238L118 239H115L116 238V234L115 233H113V231L112 230H114L115 228L117 229V230H119L118 229V226ZM41 226V227H40ZM7 227V228H8ZM39 227H40V229H39ZM44 227V233H42L43 232V230L41 229V228H43ZM107 227V228H106ZM133 227V228H132ZM140 227V228H139ZM142 227V228H141ZM6 228V229H7ZM114 228V229H113ZM0 229V230H1ZM10 229H7V230H10ZM31 229V230H30ZM36 229H37V235L35 234H33V236H34V238L32 239V237H31V234L33 233V232H36ZM48 229V230H47ZM131 229V232L129 231ZM12 230V229H11ZM33 230V231H32ZM41 230H42V232H41ZM125 230V231H124ZM132 230H134V231H132ZM39 231H40V233H41V235L42 236H44L45 237V234L47 235L46 237H48V235H49V239H50V241L49 242H51L50 244H48L49 242H47L48 240H44V239H47L46 237L44 238V237H41L40 238V234H38L39 233ZM142 232V233H137V232ZM146 232V233H144V232ZM1 232V231H0ZM10 232V231H9ZM12 233L13 232H16L15 230L14 231H11ZM32 232V233H31ZM109 232V233H108ZM17 233V232H16ZM14 234L13 233V237L15 236V237H17L18 235L17 234ZM49 233V234H48ZM44 234V235H43ZM103 234H105V235H103ZM131 234H132V236H131ZM126 235L128 236V238H126ZM141 235V236H140ZM26 236H27V238H26ZM39 236V237H38ZM36 237V238H35ZM115 237V238H114ZM30 238H31V240H30ZM42 241V242H44V245H41V244H39V242H41L39 239ZM42 238H44V239H42ZM53 238V239H52ZM105 238H107V239H105ZM113 238V239H112ZM26 239L28 240L27 241V244L25 243L26 242ZM35 239V240H34ZM52 239V240H51ZM103 239H104V241H105V243H104V241H103ZM124 239V240H123ZM35 241V244L36 245H34V242L33 241ZM38 240V241H37ZM56 240V241H55ZM116 240H117V242H116ZM46 241V242H45ZM118 241H119V243H118ZM124 241V242H123ZM41 242V243H42ZM19 243H21V244H19ZM47 243V245H48V248H47V245L45 246V244ZM100 243V244H99ZM31 244H32V246L35 248H32L31 249ZM17 245V247L19 248V249H21V251H24V252H22L23 253V255H24V253H25V251H26V257L25 256H20V255H15V254H12V253H16V251H14V249L16 250V249H18L17 247H15ZM40 247L41 246V248H37L38 246ZM49 245H50V247H49ZM117 245V246H116ZM128 245H130V246H128ZM9 246L10 245H8L7 247V249L6 250H11L10 248H9ZM21 246H23V247H26V249H24V248H22ZM28 246V247H27ZM37 246V247H36ZM42 246H43V248H42ZM2 247V249H3V246H1ZM15 247V248H14ZM56 247V248H55ZM103 247V249H101ZM177 247H180V248H178L179 250L177 251ZM11 248H12V246H11ZM45 248H47L46 250H45ZM51 248V249H50ZM59 248V249H58ZM156 248H157V246H156ZM22 249H24V250H22ZM54 251H53V250ZM61 249V250H60ZM105 249V250H104ZM154 249V248H153ZM173 249H174V251H173ZM182 249V250H181ZM33 250V251H32ZM41 251V253H40V251ZM43 250H45V251H43ZM56 250H57V252H56ZM60 250V251H59ZM157 250V249H156ZM159 250V249H158ZM172 250V251H171ZM184 250V251H183ZM18 251V250H17ZM21 251H19L17 254H19ZM31 251V252H30ZM37 253H36V252ZM39 251V252H38ZM46 251H47V254H48V256H51V257H49V258H51V259H49L48 258V256H47V254H46V256L45 257H42V253H46ZM53 251V252H52ZM106 251V252H105ZM109 251V252H108ZM123 251V252H122ZM127 251V252H126ZM171 251V252H170ZM183 251V252H182ZM189 251H192V253L194 254H192V253H190ZM193 251H195V252H193ZM32 252H34V253H32ZM51 252V253H50ZM55 252V253H54ZM103 252V253H102ZM119 254H118V253ZM170 252V253H169ZM174 252V253H173ZM180 252V254H177V253H179ZM192 255V257H191V255H189V253ZM28 253V254H27ZM29 253H31V254H29ZM35 253L37 254L36 256H34L35 255ZM44 253V254H45ZM58 253H60V254H58ZM151 253V254H150ZM154 253V254H153ZM156 253H158L157 255H156ZM175 253L177 254V255H175ZM197 253V254H196ZM202 253H203V251H202ZM21 254V253H20ZM38 254L40 255L39 257H38ZM42 254V255H41ZM124 255V256H122V255ZM173 254H174V256H173ZM181 254H185V255H181ZM10 255H12V256H10ZM14 255V256H13ZM22 255V254H21ZM29 255V256H28ZM32 255V256H31ZM58 255H59V257H58ZM114 255V256H113ZM118 255H120L121 256V258H120V256H118ZM156 255V256H155ZM179 255L181 256V257H179ZM222 255H223V253H222ZM34 256V257H33ZM44 256V255H43ZM62 256V257H61ZM115 256H116V258H115ZM185 256V257H184ZM200 256H202V255H200ZM200 256H199V258H200ZM19 258L20 259V262H19V259H16V258ZM24 257V258H23ZM29 257V258H28ZM47 257V258H46ZM55 257V259H53ZM61 257V258H60ZM119 257V258H118ZM189 257H190V259H189ZM11 258V259H10ZM24 260H23V259ZM27 258V259H26ZM34 258V259H33ZM38 260L39 258V261H37L36 259ZM46 260H45V259ZM111 258H115L114 260L113 259H111ZM168 258H170V260H168ZM183 258V259H182ZM195 259L196 261H194L193 259ZM14 259V260H13ZM167 259V260H166ZM27 260V261H26ZM35 260V261H34ZM45 260V261H44ZM49 260V261H48ZM137 261V263H136V261ZM156 260H154L155 262H158V261H156ZM163 260H165L164 262H163ZM191 260V261H190ZM198 260V261H197ZM202 262L200 263V264H202V263H204V264H215L213 261H210V260H205V259H203V256H202ZM113 261V262H112ZM145 261H147V262H145ZM177 261V262H176ZM4 262V263H3ZM44 262V263H43ZM94 262V263H93ZM116 262V263H115ZM179 262H181V263H179ZM196 262H199V263H196ZM254 261H250V262H248V264H252ZM6 263V264H7ZM95 264V260L91 257V256H88V261L86 260V261H84L83 262V264ZM216 263H218V262H216ZM1 264V263H0ZM28 264H31V263H28ZM77 264H79V263H77ZM154 264H157V263H154ZM158 264H159V262H158Z\"/></svg>",
    "mask_w": 264,
    "mask_h": 264
}]
</instances>
